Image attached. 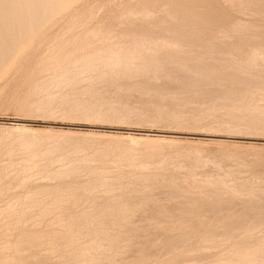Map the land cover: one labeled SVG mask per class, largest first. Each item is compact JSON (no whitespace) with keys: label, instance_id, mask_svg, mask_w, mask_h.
Wrapping results in <instances>:
<instances>
[{"label":"bare ground","instance_id":"1","mask_svg":"<svg viewBox=\"0 0 264 264\" xmlns=\"http://www.w3.org/2000/svg\"><path fill=\"white\" fill-rule=\"evenodd\" d=\"M10 1L11 0H9V3H8L9 6H10ZM19 1L20 0H18V2ZM21 1L23 4V0H21ZM25 1H27V0H25ZM29 1L31 2L30 4H28ZM29 1H27L28 2L27 4L30 5V6L27 5L28 7H24V5H22V4L20 5V7L18 5V7L20 9H17V11L21 10V13L19 15L20 20H21V22H24L26 24L29 23L27 21H30V22L34 21L36 23L35 24L36 27H38L40 24V26L38 27V30H39V28L41 29L42 28L41 26L44 25L41 23L43 16L49 15V13L52 11H53L52 13H55L54 10L57 9L58 5H60V2L62 0H29ZM64 1L65 0H63V2ZM140 1L144 2L146 0H143V1L140 0ZM149 1H148V3L144 2L145 6L142 4V5H140L141 7L135 1L137 6H139L138 8L137 7L135 8L136 4H135V2L132 1V5H133V3L135 4V5H133L134 9L132 7H129V5H131V3L130 4L128 3V7L132 8L133 11L132 10L131 11L126 10V8H127V6H126V8L124 10H126L128 12L126 13V11H125L126 14L124 13L125 14V20L127 18H130L129 23L131 22V25L133 23L135 25V21L133 20L135 18V20H136L135 28L136 29H137L136 26H138L137 20L139 18H140L139 20H142L143 22H146L148 24L150 23L149 26H151V24H152L153 26L150 27L151 30H152V27L155 26L157 28L159 26L158 30L156 29L157 31H159L158 32L159 35L157 34L158 37L152 36L150 34L151 32H153V34L156 33V31L154 30L155 28H153V30L151 32L148 30L149 28H147L148 32H150V33H148L145 28L149 27V26L145 27V25H144V28L143 27H141V28H143L142 31H144V29H145V31H144L145 33L143 32V34L141 36L135 37V35H134V38H133L132 34L135 33V31H136L135 30L134 33L133 32H132V34L129 33L132 36H130L127 32L128 36H130L129 37L130 40L128 38H126V37H128L125 35L126 32L124 31L125 33H122L123 32L122 30H124L127 27V24H124L122 22L124 20V16H123L124 14L123 15L119 14L120 16L122 15L123 18L118 17V16L114 17V18H118V19L119 18L123 19V20H121V19H119V20L124 25L117 23L116 22L117 19L112 21L113 25H114V23H116L117 25L119 24L117 26L119 28L126 25L124 29L121 28L122 34L120 33V31L118 32L119 28H117L116 25L111 26V24H110L108 26V25H100V23L98 24V22H100L101 20L100 21L97 20L98 17L96 15V13H95L96 16L94 15L95 16L94 20H97L96 25H98V27L92 28V25H91L92 21H90V25H91L90 28H92V29H87L89 25H86L87 26V27H85L86 30H84V32H83L82 29L84 27H81V26H83L81 23H83L85 20L89 21L87 19L89 17H90V19L94 18V17H92L93 14L92 15L90 14L91 11L92 12L95 11L94 10L95 8L93 7L94 3L88 4V7H90L92 5V7L94 8V9H92V8L89 9V10H91L90 13H88L89 11L87 10V13L90 14V16H87L88 14L84 12L85 14H87L86 15L87 18L85 20L84 19L81 20L80 18H79L80 19L79 20L77 18V20H79L78 22H80L79 26L82 29L78 28L79 26L76 25L77 21L74 23V21L71 20V18H72L71 16L75 17L74 19L76 20V17L78 16V15L76 16V14H78L80 12L79 11L80 9L78 10L79 11L78 13H76L77 11L73 12L75 15L74 14L71 16L69 15L71 18H69L68 21L69 22L72 21L73 25L75 24L77 26V30L80 29V31L81 30L82 31L78 35L79 32L74 27L75 25L73 26L74 28H71L69 26L72 24V22H70V23L68 22V24H70L69 26L67 25L69 27L68 32L70 33V31L72 29H75V31H77L78 33L74 32V34L75 35L77 34L78 36L74 37V39H72L70 42H68L69 37H67L68 38L67 42L65 44H61V42H63V38L61 37L62 36L61 35L60 37L62 38L61 39L62 41L59 40L61 42H60V45H58L59 47H57V51H55L54 49H51V47L49 46V44H47V41H46L45 44L48 45L47 47H49L52 50V52L50 50L49 52H51V53L48 54L49 58H47V59L49 62L45 61L46 62L45 63L43 60V64H46V65L48 64V65L42 69H44V70L46 69L47 71H49L48 75L51 74L50 75L51 77L50 76H49L50 78L46 77L48 79H46V80L44 79L45 81L43 80V82L40 81V82H42V84L40 86L39 85L38 86L40 88H42L44 86V88H45L46 83H50L52 81L59 83V85L65 84L64 88H66V85L67 86L70 85L72 88L69 86L71 88L70 89L68 87L69 90L73 91V89H74V93L73 92L70 93V91H69L70 96L73 95L72 97L74 98V102H75V99L77 100L76 103L78 102V100L81 101V105L79 104L78 108H76L77 106L75 107V105H72L71 104V100H73L72 97H71L72 98L71 100H69L70 98L68 99L69 101L67 99H64V100H66V102H64L62 99L60 101V104H62L64 102L63 107H65V106H67V104L70 103L71 106H73V108L74 107L76 108V111H74L75 110L74 109L72 112L77 113L79 116L77 114L76 115L80 118H81V116H84V117L88 116L87 118H89L92 115H100L101 117H98V116H95V117H98V119H100V118L103 119V117H108V120L112 119L113 121H117V119L114 120L115 118H123L122 121L125 120V122H126V118H129L133 115L138 114V116H139V114L140 115L145 114V116L141 117L142 119L144 118L145 120H148L151 118V120H154V121L157 120L158 121V120H160V118L163 119V117H164L165 121L167 119L171 120V121H168L166 123L179 122L180 123L179 125H177L178 123L177 124L175 123L177 126H180L181 124L186 123V124H189V127H190V125H192L193 123H198L201 121H202L201 124L202 125L204 124L203 126H205V122H207V120H208L207 116L209 115L206 113L208 111H211V110H209L210 108L205 113L206 115H204V113L202 112V110L205 107L201 108L199 110L196 108L199 111V115H200L199 117H196V116H194L197 113L196 112L197 110H195V107H194V109L193 108L191 109L192 111H189V108H191L192 106H190L189 108L187 107V110H188L187 111L184 108H180L182 106V104L180 107H176L173 104L174 107L180 108L179 111H177V109L175 111L174 109H172L173 107L172 108L170 107L172 103L171 104L169 103L170 106L169 105L168 106L170 107L171 111H168L169 108L167 106L164 108L162 106L163 103H161V106L165 110H161L162 108L161 109L158 108L156 105L157 103L155 104L156 106L154 108H151V106L147 105L148 102H150L151 100H154L157 93H162V92L164 93L165 92L164 90H166V92H169V94L171 93V95H172V89H175L176 87L178 88L179 85H180V87H183L185 81L187 80L184 77H187V76H184L185 75L184 72H183L184 75H181L179 70L177 71V73L179 72V74L173 75L171 73L173 70L172 68L174 67V70H177L178 68L175 69L176 67L174 66V64L172 65V63L180 62V65H182V66L186 65L188 69L185 70V72L187 71V75L191 79H192L191 74H193L197 70L199 73V71H200L199 69L202 70L203 68H205V66H210V65H207V63L203 62L205 58L203 59L202 56H205V55L202 53L203 55L201 56V54H200L201 53L200 51L204 49L203 48L204 46L201 47L199 45H196V43L200 40V38H198V37L202 36L201 41L203 40L202 38H203L204 33H202L200 35V33H201L200 31H199V33L198 32L196 33V31H195V33L197 35L199 34L200 36L198 35V37H196V40H197V38L199 40L197 42H195L196 40H194V42H195L194 44L189 41V39H191V41H193L192 39H195V38H189V37H192L194 32L191 34V36H189V37L186 36L187 34L188 35L190 34L189 32H191L192 29L188 30L189 32L187 31V29H185L186 32H188V33H186L185 31H184L185 33H183V32H181V28H180L177 32L176 31L172 32V33L168 32V33H170V37H173L171 39H169L170 38L169 34H167L168 36L166 37V38L169 37L168 39L159 38L160 32H161V30H159V29L162 28V26L165 24V22L162 23V21L159 20V21H161L160 23H162L161 24L162 26L160 24H157V22L155 20L156 13L154 12L155 11L154 9H157L158 5L155 4V2L152 0H149ZM157 1L159 3L163 2L162 0L161 1L157 0ZM173 1H176V0H171L170 4H169V2H167V0H165L164 2L168 3V4L162 3L163 5L165 4L164 6L159 4V5H161L160 7L163 8V11L167 15H165L164 12H162V9L160 10V7H159L160 12H162L161 14L162 15L164 14V16H168V18H167L168 22L171 21L170 25L184 11L186 12L187 11L186 9H188L189 6H191L190 4H187L188 8L186 7V9L183 12H181L184 9V7L186 6L185 4L188 1H186V3L182 2L183 3L182 4L181 2H179L182 0H177L182 6L184 5L183 9L181 7H179L180 9L177 8L175 6L177 4V2L174 4ZM229 1L232 4H234V2H236V5L234 4L235 7L238 5V7H239L238 9L242 8L241 10H238V11H241L244 14H245V12H247L246 10H248L247 13L251 14V12L254 11V9H252V7L254 8L253 5H255V3L256 4L261 3V2L264 3V0H236V1L235 0H229ZM14 2H12L11 4L13 5ZM107 2L109 3L110 0H108ZM107 2L104 3V1H103L102 3H104V5H105V4H107ZM138 2H139V0H138ZM190 2H191V4L194 3L192 1H189V3ZM226 2H227V0H226ZM4 3H6V0H0L1 6H3ZM100 3L101 2L99 1V2L95 3V5L100 4ZM111 3L113 4L112 0H111ZM111 3H109V4H111ZM114 3H116V2H114ZM152 3L157 5L156 6L157 8H155V5L153 4L154 5V9H153V7H152L153 5L150 6ZM117 4H118V2H117ZM16 5H17V3H16ZM111 5H106L105 8L106 7L108 8V6H111ZM118 5H116V6H118ZM147 5L150 6L152 8V10H150L151 8L148 7ZM6 6L4 7V9H3V7L0 9L6 10V8L9 7V6H7V7ZM21 6H23L26 9L21 8ZM86 6L83 7L82 11H84V8ZM96 6H99V5H96ZM228 6H230V5H228ZM263 6H264V4H263ZM102 7H103V5H102ZM112 7H114V6L112 5ZM112 7L110 10H113ZM119 7H121V6H119ZM201 7H203V5H201ZM201 7L199 9V10H201L200 11L202 13L201 15L205 14V16H206V14H208V12H210V11H207V13H206V10H204V12H205L204 13L203 9ZM87 8H85V11ZM99 8H101V6H99ZM99 8H98L97 12L99 11ZM148 8H150V9H148ZM208 8H209V10L212 9L210 6H208ZM213 8H215V7H213ZM248 8H251L252 10L248 9ZM120 9H122V8H120ZM177 9H178L177 12L178 13L180 12L179 14H177V12H176ZM190 9L192 12L193 7H191ZM190 9H188V12H190ZM230 9H232V8L230 7ZM3 10H1V12ZM7 10H8V12H7ZM7 10H6V12L8 14L9 11L11 10L10 7ZM14 10H12V12ZM195 10H193V11H195ZM199 10H198V12H199ZM215 10L216 9H214V11L211 10V12H214L217 16L218 13H216ZM233 10L236 11V8L232 9V11ZM244 10H245V12H243ZM259 10L262 11L260 8H259ZM17 11L15 12L16 15H18ZM102 11H103V8H102ZM116 11H117L116 15H118L119 12L120 13L123 12V10L122 11L116 10ZM116 11H114V12H116ZM255 11H257V14H258V12H260V11H258L257 8ZM6 12L4 13L5 15H6ZM195 12H196V14H198L197 10ZM211 12L208 14L209 16H206L205 20H208L211 17L213 18V15ZM15 13H12V14H14L13 15L14 19H15ZM255 13H254V15H255ZM1 14H0V17L5 18L4 17L5 15L2 17ZM9 14H11V13H9ZM114 14H112V15H114ZM161 14H160V16H161ZM192 14H193V12H192ZM252 14H253V12H252ZM262 14H264V11L259 13L260 16ZM8 15H7V18H9V19L8 20L3 19V20L4 21L6 20V22L10 23L11 18ZM51 15H53V14H51ZM157 15H158L157 17L159 19L160 18L159 14H157ZM183 15H185V17ZM183 15H182L183 18L187 19L186 14L183 13ZM187 15L189 16V18L192 16V15L190 16V13H188ZM220 15H221V13H220ZM220 15L218 14L217 17L214 15L215 20L217 18H219L218 20H220V17H219ZM205 16H203V17L205 18ZM251 16H253V15H251ZM260 16H259V18H260ZM17 17H16V19H17ZM80 17L82 18L83 16H80ZM157 17H156V19H157ZM161 17H163V16H161ZM255 17H258V15ZM1 18H0V22L2 24H4L3 20L1 21ZM45 18L48 19V17H45ZM183 18H181V19L178 18V19H180V22H182L181 20ZM198 18H199V16L197 15V20H198ZM204 18H201V21ZM224 18H227V17H224ZM14 19H13L14 22H12V23L17 22V20H14ZM47 19H45L46 23H47ZM98 19H100V18H98ZM103 19H105V18H103ZM167 19L165 17V19L164 20L162 19V20L165 21ZM191 19H192V17L190 18V20ZM193 19H194V21H196L195 17ZM257 19L258 18H256V20ZM105 20L107 21V19H105ZM111 20H113V19H111ZM190 20H188V22ZM215 20H213V21H215ZM254 20H255V18H254ZM261 20L262 19H260V21ZM63 21H64V19H63ZM108 21H109V19H108ZM108 21L105 23L107 24ZM120 21H118V22H120ZM132 21H134V22H132ZM177 21H179V20H177ZM198 21H200V20H198ZM198 21H196L197 24H199ZM201 21H200V24H201ZM208 21H212V20L210 19ZM247 21H248L247 24L240 23V21H239V24H236V22H234L236 25L233 24V22H232V24L235 26H233L230 23L231 29H228V30H226L227 27L225 28V26H226L225 24H227V26H228L229 21H224L226 23L219 21V23L220 22L223 23V24L220 23L221 24V31L219 29H217L219 27V25H218L219 23L218 24L212 23V25L209 26L210 22H209V24H207V22H204L206 25H208L207 28L212 27L210 34L213 30V25H215V26L217 25V28L214 26L217 30V31L215 30L217 33L215 32L216 34H214V36H216V35L218 36L219 31H220L219 35L223 36L224 33H226V35L228 34L227 35L228 37L225 36L227 39L232 38L230 36V34H232V36H234V34H242V36H243V33H249V34L251 33L250 34L251 37L255 38V39H252L255 41L252 44L254 45L256 43V41L259 42V43H256L254 45V47L252 44H251L252 46L250 45L251 47L249 45H247L248 47H250V49L252 48L251 51L248 48V50L250 51V53L248 52L250 54V57H249L250 59H248V61H247V58H248L247 57L246 60L245 59H243L242 61L240 60L242 63L239 62L240 65L239 66L237 65L238 67L235 66L239 70L240 73L242 71L245 74V77H242L241 75L239 76V72H237L236 74H232V70H229L231 72H228L227 69L225 70V68L223 66V64L225 62H224V60H222L224 63H222V65H221V63H219L221 59L219 60V58H217L218 59L217 61H219V62H217L219 64L216 63L217 65L213 61L214 59L213 60L211 59L212 61H210V63L212 62L215 64V68H216V69H212L213 71L215 70L214 72H210L213 74H211L209 76L208 75L209 73L207 71L209 69H206V68L205 69H206L207 73L204 71L203 74L204 75L207 74V76L210 77V78L209 77H207V78H209L211 81L213 80L212 82H214V83L211 84V85H213L212 86L213 88H214V86H218V85L221 87V92H220L221 95L225 94V93H227V95L228 94L232 95V98H231L232 101L228 102L229 108L232 109V112H234V110H238L239 108H241L243 106L245 108L243 110H241V112L236 111L237 113L240 114V116L244 112L242 114V116H244V117H245V115H251L252 117L256 116V118L261 117L263 120V124H264V42H262L264 40V26L262 27L263 28L262 30H258V27H259L258 25L262 22H259V24L256 25V23L258 22L257 21L256 23H254L255 24L254 25V24H251L252 22L250 20H247ZM18 22H20V21H18ZM53 22L54 21H52V23ZM168 22H166V23L169 25ZM184 22H187V21L184 20ZM196 22H194V23H196ZM216 22H218V21H216ZM249 22H251V23L249 24ZM8 23H7V25H8ZM37 23H38V25H37ZM126 23H128V20L126 21ZM129 23H128V26H130ZM178 23H176V25ZM21 24H23V23H20L19 26H15L12 29H11V27H8L10 30H12L10 32H12V36L14 34L13 38L15 40H17V44H18V41H22V43H23L24 39L26 38L25 37L26 33H27V38H28V35L32 36V35L36 34L34 23H32V24L30 23L31 25L34 26V29H33V26L29 27L32 29V31H29L28 30L29 28L26 27L25 24H24L25 26L21 25ZM86 24H88V22H86ZM92 24H93V22H92ZM138 24H141V26H143L142 23H138ZM173 24L171 26H173ZM183 24L184 23H182V25ZM191 24H193V23H191ZM263 24L264 23H262V25ZM120 25H122V26H120ZM134 25H132V27ZM176 25H175V30L178 29V25H177V29H176ZM180 25H181V23H180ZM194 25L196 26V24H194ZM206 25L204 26L205 29L202 27H200V28L206 30ZM222 25L224 26V28H222L223 27ZM4 26H6V24H4ZM9 26H11V23L9 24ZM27 26H29V24ZM200 26H203V25H200ZM230 26L228 28H230ZM68 27H67V29H68ZM132 27H130V28L132 29ZM164 27H165L164 30H166V25H164ZM198 27L196 26L194 28L198 29ZM5 28L7 29V27H5ZM200 28L198 30H201ZM1 29H4V28H1ZM67 29H65L64 31H66ZM222 29H224V33H223ZM126 30H128V29L126 28ZM138 30H140V28L137 29V31ZM0 31H1L0 37L2 39V40H0V43L2 41H4L6 48L8 47L7 50H5V52L6 51L9 52V51H11V50H8L9 45L11 46V44H13V43H11L8 45V43L11 42V40H10L11 37L9 39V37L7 36L8 33L5 32L8 30H4V31L0 30ZM30 32H33V33H30ZM146 32H147V35H144V34H146ZM162 32H164V31H162ZM195 33L193 35L194 37H195ZM70 34H71V37L75 36L73 34V32H71ZM70 34H68L67 36H69ZM123 34L126 37L123 36ZM148 34H150V35H148ZM207 34H209V33H207ZM210 34L208 35V37H212V35L210 36ZM138 35H140V34H138ZM9 36H11V35H9ZM214 36L212 37V39L214 38ZM239 36L241 37V35H239ZM244 36H246V34H244ZM248 36H246V38ZM60 37H57V38H60ZM131 37H132V39H131ZM251 37H248V38H250V42H252ZM233 38H237V40L240 39L238 36L236 37V35ZM242 38H241L242 41H240V42H242V44H243V42H245V40ZM256 38H257V40H256ZM209 39L210 38H208V40ZM215 39L218 41H222V40H219L221 38H215ZM222 39H224V36ZM247 39H246V41H247ZM15 40H14V43L16 42ZM229 40H232V39H229ZM57 41L58 40H54L55 43H57ZM59 41H58V43H59ZM187 41H189L190 43ZM203 41L207 42L205 39ZM213 41L214 42H209V43L207 42L208 43L207 45L204 42H203V44L206 45L205 47H207V48L214 47V48H210V50L211 49L215 50L216 52L211 50L215 53L214 56H219L216 54L220 53V51H221V49H219L220 51L218 50V48L220 46L217 45V43L220 44V42L215 43L216 41L214 39H213ZM224 41H225V39H224ZM28 42H29V40H28ZM32 42L33 41H31V43ZM43 42H45V41H43ZM48 42H50V41H48ZM247 42L249 43V41H247ZM248 43H244V44H248ZM20 44H21V42H20ZM20 44H19V47H20ZM57 44H56V46H57ZM221 44H222V42H221ZM214 45H217V46L215 47ZM3 46H4V44H2V48H3ZM12 46H14V45H12ZM238 46H241V45H238ZM242 46H244V45H242ZM199 47H201V49ZM222 47H225V46H222ZM49 48H47V51L49 50ZM216 48L219 52L216 50ZM4 49H5V47H4ZM17 49L15 47V50H17ZM204 50L207 51L206 48ZM223 52H224V50H223ZM223 52H221L220 55H222ZM227 52L229 53V51H225V53H227ZM1 53H3V56L5 55V57H3V56L2 57L8 61L9 59H7V58H10V57H8V55L6 56V54H9L11 52H9V53L6 52L5 54H4V52H1ZM47 53H45V54H47ZM225 53H224V55H226ZM205 54L207 56L209 54V52L205 53ZM210 54H212V53H210ZM1 55H0V57H1ZM224 55L221 57H227V59H229L228 58V56H230L229 54H227V56H224ZM45 56H44V58H46ZM214 56H212V57H214ZM212 57H210V58H212ZM230 58H231L232 62H235L234 56L230 57ZM3 60H1V61L4 62L5 60L4 61ZM1 61H0V64H2ZM225 61H226V59H225ZM244 61H246V62H244ZM258 61L262 62V66L259 67L258 64L261 65V62H260L257 64L258 67H256L257 66L256 63ZM206 62L209 63V61H207V60H206ZM229 62H231V61L229 60ZM229 62L226 63V65L227 64L230 65L232 63V62L231 63H229ZM4 63H6V62H4ZM203 63L205 64V66L203 65ZM43 64H41V66ZM214 64L212 65V68H214L213 67ZM236 64L237 63H235V65ZM3 65H5V64H3ZM171 65L173 67H170ZM231 65H233V63ZM137 67L139 68L138 70H136ZM227 67L228 66H226V68ZM232 67H233V69L235 68L234 65ZM168 68H169V70L172 69L171 72L168 70ZM229 68H230V66H229ZM47 71L46 72L44 71V72L47 74ZM183 71H184V69H183ZM41 72L43 73V71H41ZM200 72H203V71H200ZM203 74L199 73L197 75V77H193V78H198L199 75L202 76ZM87 75L88 76L93 75V76L89 79V77L88 78L85 77ZM82 76H84L86 78V79L85 78L84 79L87 81L86 82L87 84L89 83L88 81H90L89 85H87L85 83L87 85V87L84 86L85 89L83 87L82 88L83 90H81V89H79V87H77L78 82ZM193 76H195V75H193ZM230 76H233V77L230 78ZM183 78L186 80H183ZM205 78H206V76H205ZM82 79H83V77H82ZM87 79H89V80H87ZM147 80L149 81V83L150 82L151 83H150L149 87H146V90L147 89L150 90L149 93L147 92V94L149 96L146 94V96H148L146 98L142 94V90L145 92V87L142 90L140 87L141 91L139 89L138 90L129 89L128 91L119 90V92L116 91L115 93H112L111 90L108 89L109 86L108 87L106 86L111 82L113 84L114 83L126 84L127 82H129V85H130L131 81L140 82V84L139 83L138 84L143 85V82H147ZM192 80H197V79H192ZM221 81L224 82L225 85H223L222 83H219ZM202 82H201V84H202ZM57 83H53V84L50 83V85L52 84L55 87V86H57L56 85ZM81 83L82 82H80V88H81V85H83ZM112 83H111V85L114 87L115 84L113 85ZM131 83L133 85V82H131ZM37 84H40V83L38 82ZM151 84H152V86H151ZM118 85H120V84H118ZM211 85L209 84V86H211ZM39 87H37V89ZM49 87H51V86L48 85L47 88H49ZM203 87L204 86H202V90H200V93H201V91H202V93H205L206 91L204 92V90H207L208 92L210 91L208 89L209 87L207 89H205V88L203 89ZM44 88H43V90H44ZM134 88L135 87H133V89ZM216 88H214V89H215V91L217 90V92H215V91L212 92V90H211V92L214 93L211 95L212 98L214 97L215 93H217L219 95L218 89H216ZM106 89H108V90H106ZM135 89H137V88H135ZM161 89H163V91L159 92V90H161ZM40 90L41 89H39V91ZM190 91L191 90L189 89V92ZM40 92H42V91H40ZM113 92H114V90H113ZM197 92H199V90ZM192 93H193V91H192ZM69 94H67L68 97H69ZM174 94L176 95L177 92H175ZM180 94L181 93H178L177 95H180ZM183 95H184V93H183ZM209 95H210V93H209ZM218 95H216L217 101L220 98L219 96H221V95H219V96ZM196 96H198V95H196ZM56 97L62 98V94H61V96L56 95ZM181 97H183V96H181ZM185 97H186V95H185ZM211 97H208V98H211ZM225 97H226V95H225ZM144 98L146 99V101L144 100ZM149 98L150 99L153 98V99L150 100ZM169 98H171V96ZM173 98H175V97H173ZM198 98H200V97H198ZM204 98H206V97L204 96ZM208 98L203 99V100H207V101L212 100V98L211 99H208ZM214 98L212 101L215 100ZM147 99H149L150 101ZM181 99H183V98H181ZM225 99H227V97L224 98V100ZM131 100H132V102H134V100H135L138 103L137 104L134 103L132 105L131 104L132 102L130 103ZM163 100H164V98H163ZM176 100H178V97ZM53 101L54 100H52V102ZM143 101L144 102L148 101L146 105L150 108L144 107L145 104L143 105ZM154 101H156V100H154ZM165 101H167V100L165 99ZM49 102H51V101H49ZM116 102L118 105L116 104ZM153 102L150 105L154 106ZM160 102H161V100H160ZM167 102H171V101H167ZM194 102H195V100H194ZM194 102H193V100L191 102L189 100V103L194 104ZM204 102H206V101H204ZM47 103H46V105H47ZM166 103L164 102V104H166ZM58 104H59V102H58ZM58 104L55 103V105H58ZM70 104L67 106V108H69V109H70ZM178 104L179 103L177 102V105ZM197 104L199 105V103H197ZM201 104H202V101H201L200 105ZM224 104H227V103L225 102ZM134 105H136V106H134ZM186 105L188 106L187 103H186ZM209 105H208V107H209ZM218 105H217V109H218ZM119 106H121V107H119ZM158 106H159V104H158ZM38 107L39 106L37 104L36 108H38ZM46 107H48V105ZM46 107L44 106V108H46ZM49 107H50V103H49ZM57 107H59V106H57ZM166 108H168V110H166ZM41 109L42 108H40V110ZM69 109H68V113H67V111L65 112V113H67V115L65 114L66 115L65 117H67L69 112L72 110V109L71 110H69ZM219 109H221V103H220ZM200 110H201V112H200ZM205 110H206V108H205ZM214 111H216V110H214ZM222 111L220 113H222ZM227 111H228V109H226V113H227ZM47 112H48V110H47ZM51 112H53V111L51 110ZM224 112H225V110H224ZM202 113H203V115H201ZM226 113H222V114L225 115ZM74 115L75 114L71 113V117ZM149 115H152V116H149ZM210 115H219V114L213 113ZM227 115H226V117H227ZM232 115L233 114H231V111H230V116H232ZM154 116L157 118L159 117V119L155 118ZM234 116H237V114L236 115L234 114ZM153 117H154V119H153ZM214 117H218V116H214ZM220 117H222L221 114L219 115V118H216V122L219 119H221ZM228 117H229V115H228ZM244 117H242V118H244ZM252 117H249V118L251 119ZM90 118H92V117H90ZM133 118L132 119L129 118V120L130 119L132 121L137 120L136 117H135L136 119L135 118L133 119ZM237 118L240 120L239 116ZM93 119H96V118H93ZM105 119H107V118H105ZM142 119H140V120L138 119V120L141 121ZM213 119H215V118H213ZM222 119H225V118H222ZM203 120H204V123H203ZM221 120H219V121L221 122ZM228 120H230V119H228ZM242 120L243 119H241V122H242ZM118 121L120 122V119ZM148 121H150V120H148ZM225 121L226 120H224L222 122L225 123ZM232 121L233 120H231V122ZM243 121L245 122L247 120H243ZM127 122H128V120H127ZM257 122H260V119L259 120L257 119ZM163 123H164V121H163ZM174 123H171V124L174 125ZM190 123H192V124H190ZM247 123H249V122H245L244 124L247 125ZM251 123H252V121H251ZM251 123H250V125L254 124V123H252V124ZM261 123H262V121H261ZM186 124L183 126H186ZM201 124H200V126H202ZM206 124H208V123H206ZM263 124L260 125V123H259V125L261 127H263ZM13 125L16 127L15 133H16V138L18 139L17 142H18L19 147L17 146L18 148L17 147L16 148H10V147H12V145H11L10 147L6 148V146L3 144L2 146L5 148H1V145H0V156L1 157L5 156L6 161L7 160L9 161L8 166L9 165L11 166L9 169V167H7V164H5V166L7 167L6 170H8V169L11 170V168L13 166V169L14 168L17 169L15 171H17V172L19 171V174H21V172H22L23 176H25L26 178H29L30 176H32V174L30 172H31V170H33V168H36V167L41 168L44 170L43 171L44 174H46L47 171L49 174L48 168L51 167L50 172H51V170H52V172L50 175H48V177L52 176V180L55 179L56 181L57 180L62 181L63 178L67 179L66 177H69V176H70L69 178H71V175L76 176V174L77 173L79 174V172H81V171H83V173H87V176H88V179H87L88 181L85 180V182L83 184H80V182L75 183L73 180H72V182H70V184L68 182L66 185L63 184L64 180L62 181V184L56 182L57 183L56 185L51 182L54 186H51V185L50 186H42V185L39 186V185H37V187H36V185L34 184L35 188L33 190L31 188H29L31 191L29 190V191H27V193H25L26 195H24L25 197H24L23 201H20V199H22V198L17 197L19 199V201H18V199L15 197L17 199L16 200L17 202H11V203L7 202V204L9 203L10 205H4L3 204L4 206H7V207L6 208L3 207L5 209L0 210V220L3 221V223L5 224V229H7L9 231H13L15 228H18L21 226H24V227H22L24 229L25 226L27 227L29 224L33 223L32 221L35 222V219L37 218V216H39L41 214L44 216H48L50 214L54 216V218H52L51 221L53 222V219H54V222H56L57 224H50V226L51 225L52 226L58 225V226H60L59 228H61V229L59 231H57V229H56V231H53L55 229V227L53 226L54 229H53V227L51 228L52 232H50V230L48 233H47V231H45V234H42V235H40L38 232L35 234L32 233V234H34V236L32 235L31 238L28 236L30 238V240H28L29 247H32V246L33 247L39 246L40 248L44 247L46 249L42 248L43 251L47 250L46 252L49 254H52V255L58 254L57 255L58 258H56V257L55 258L58 260L60 259L62 261L64 260V263H62V264H123L124 262L126 264H127V262H128V264H130V263L137 264V262H139V261L140 262L145 261L147 256H149V255L155 256L156 250L154 247H157V246L159 247V245L152 243V242L154 241V239L157 238L156 240L159 243V239H158L159 233L161 236L162 235L165 236V237L162 236L163 239L165 238L164 241L162 238H161L162 240L160 239L161 243H162V241L164 242L162 244L163 248L162 247H159V249L157 248V250L161 249L163 251V254L166 253V251H168V250H166V247L167 248L168 247L170 248V246L174 247V245H172V244H175L177 242L176 241L174 243H171L172 238H177L179 235L187 234L186 236L192 235L193 240L192 241L189 240L191 238V236H188V238H189L188 241H189V243H191V242L193 243V241H194V243H193L194 245L196 244L195 242H197V241H200L201 243H202V241H203V243H204V241H208L212 244V241L216 242V239L218 237H220V239L218 238L219 239V241L217 242L218 244H219V242L220 243L224 242V241L221 242L220 240H226L224 242L225 244L227 241H230L231 242L230 244H232V242H234V245L232 244L233 249H231L232 251H231V253L228 254V256H225V255L222 257L220 256L221 258L219 261L216 262V260H218V258H217L216 260H213L215 262H212L209 264H264V239H262L264 237L263 236L264 234L262 235V233L260 232L261 233L260 235L263 236L262 238L259 235H257L259 233L258 229L261 226H263V228H264V151H263L264 148L262 149L261 152L256 151L255 148H253L254 150L251 148L253 151H255L252 153H254V154L257 152L259 153V154L258 153L255 154V156H253L254 154L253 155L250 154L252 151L251 149H249L248 152H246L247 150H245V151L241 150L242 148L232 149V148H230L231 146L230 147L226 146L225 142L223 143V145H225V146H222V144L220 143L221 144L220 146H222V147L219 146L217 149L214 148L215 149L214 150L211 148V146H213L211 144H210L209 148L206 147L204 144L203 145H197V144L196 145H193V144L183 145L179 141L177 142L176 140H171V139H169V140L151 139V138H149V134L144 135L143 133L140 134L142 137L136 138V137H122V136L110 137V136H105V135H101V136L96 135L95 136L94 134L90 137H82V135H81V137H79V134L74 133L78 136V137H76L75 135L71 134V132H66L65 134H64V132H62V134H61V132H59V134L53 135L54 137L52 136V138H51V136L49 135L50 133H48V136H47V134H45V132L42 133L40 131L41 132L40 133L37 130H36V132H39V133H33V131L35 132V130L26 131L24 128V125H22V124H13ZM229 125H231V124H229ZM241 125H242V123H241ZM241 125H239V126L242 129ZM194 126H192V127H194ZM208 126H210V125H208ZM219 126L221 127V125H219ZM239 126H238V128H239ZM260 126H258V127H260ZM247 127H249V126H247ZM213 128H214V126H213ZM215 128H216V126H215ZM250 128H251V126H250ZM252 128L258 129L256 126L252 127ZM221 129H222V127H221ZM226 129H223V131ZM218 130H219V128H218ZM227 130H231V128L227 129ZM234 130H235V128H234ZM239 131H240V129H239ZM253 131L255 132V130H253ZM262 131H263V129H262ZM259 132H258V134H259ZM13 134H14V132H13ZM52 134L53 133H51V135ZM54 134H56V133H54ZM83 136H85V135H83ZM208 136L209 137H215L216 138L215 142L217 141V138L222 137V136H216L214 134L208 135ZM46 137H48V138H46ZM49 137H50V139H49ZM227 138H229V137H227ZM0 144H2V143H0ZM216 144L219 145V143H216ZM141 145H143L144 148L146 147V149L143 151H141L142 149L139 150L138 146H141ZM207 146H209V144ZM13 147H15V146H13ZM178 148L180 151L178 150ZM210 148L212 151L214 150L216 153L213 154L214 152L212 153V151L210 150L211 156H210V154L208 156L207 155L208 152H206V151H209ZM203 153L206 155H204ZM3 158L4 157H2V159ZM233 159H235V160H233ZM16 160H17V162H16ZM63 164L67 165L63 169L60 168L57 170V167L54 168L56 165L59 168V165L61 167ZM92 164L93 165L98 164V165H100V167L93 168ZM173 164L175 166L174 168H176L174 170L178 172L177 173L178 176L177 175L173 176V174H174L172 172L173 169L169 170V167L172 166ZM207 165H209L211 167L214 166L216 169L215 173L213 175H210V176H207V174H206V176H203L204 175L203 174V175H201L202 177L201 176L198 177L197 168L201 166V168H202L201 172H203L204 169L208 170L207 167H209V166H207ZM204 166H207V167L205 168ZM52 167H53V169H52ZM214 167H212V168H214ZM171 168H173V166ZM54 169H56V170H54ZM2 170L3 169L1 167L0 172H2ZM6 170L5 169L3 170V175L0 173V175L3 178H4V175L6 176V174H4L5 172H7ZM36 170H37V168H36ZM53 170H54V172H53ZM198 171H199V169H198ZM41 172H42V170H41ZM244 173H246V174L243 175ZM19 174H18V176H19ZM29 174H31V175H29ZM41 174H43V173H41ZM44 174H43V176H44ZM179 174L180 175L184 174V176L182 178L183 180L180 182V189H178L179 184H177V188L176 187L174 188V186H176L175 181H177V183L179 182L178 180H176V177L178 178L180 176ZM79 177H80V174H79ZM173 177L175 178V181H174ZM4 179H8V178L6 177ZM0 180H1V178H0ZM22 180L20 179V183L22 182ZM76 180H78V179H76ZM4 181H1V183ZM65 181H67V180H65ZM152 183H154V184L158 183L159 186L156 187V185H154L155 187H152V186H150V184H152ZM25 184H27V182H25ZM171 184H174V186ZM1 185L2 184H0V186ZM27 186H28V184H27ZM0 189H2V188H0ZM26 190H28V189H26ZM1 195H2V192L0 190V196ZM13 200H15V199H12V201ZM226 203H230V205L228 206L229 208L227 207L228 204H226ZM218 204L221 205V206H217L218 208L222 207V209H223L225 206L227 207V208L226 207L224 208L226 213L228 210H231V211L233 210V212H231V211L230 212L232 214H235L236 217H235V215H233V218H232L231 213L229 211L227 214L225 213L226 214L225 215L223 213L224 212V210H223V212H222L224 215L223 217L220 214L216 213L218 211H221L220 209L219 210L216 209L217 207L214 208ZM222 205H225V206H222ZM215 210H217V211H215ZM38 211L40 214L38 213ZM115 211H116V215H114V213H113ZM35 212L38 214H36ZM172 212H174V214L176 212L179 213V214H177L179 216V218H177V220H173L175 217L172 214ZM212 212H213V214H214V212L216 214H218L215 216L216 218L211 216L210 213H212ZM108 213L109 214L112 213V215L110 217L111 219H113V217H115V216L118 217L117 219L120 218V220H118V222L119 221H121V222H119L117 224L113 223L114 226L112 229L115 228V231L110 229L106 223L102 222L104 220L103 217L107 216L106 214H108ZM155 213H156V215L158 214L157 218H156ZM34 215H37V216H34ZM154 215H155V217H153ZM217 216H219L218 218L222 217L221 218L222 221L224 218L225 219L227 218V220L223 221L224 224L223 223H220L221 225L216 224V221L220 222V221L216 220ZM26 217H27L28 221H30L31 223L28 222V223L24 224V222L27 220ZM34 217H35V219H34ZM234 217L237 219L235 220ZM100 218H102V220ZM231 218L234 220H231ZM178 219H180V221ZM174 221H178V222H174ZM108 224H109V222H108ZM130 226H132V228H135V230H130V229H132V228H130ZM110 227H112V226H110ZM127 227L130 229L129 230L127 229V231H126ZM195 227H197V230L198 229L201 230L203 228L204 231L203 230H201V231L191 230V229H194ZM217 227H221L223 230L219 229V231H218ZM22 228H21V230H22ZM143 228L148 229V231H146V229H145L146 232H144ZM163 228L164 229L166 228L168 230L167 231L163 230ZM186 228H188V229H186ZM109 229L114 232V237H111L108 235V232H110V231H108ZM140 229H142V231L144 233H142V231ZM7 230L5 231L6 233H7ZM16 230H18V229H16ZM240 230H241V232H239ZM254 230L255 231L257 230V232H258V233L254 232L256 235L254 233H252ZM200 232H202V233L199 234ZM249 232L252 234V235H250V237L251 236H253V237L258 236V238H261V239H257V241L255 243L247 242L248 240H246V238L243 239L244 241L246 240L245 242H243L241 240L237 241L238 239H240L241 234H244V233L248 234ZM11 233L9 232V234H11ZM188 233H191V234H188ZM24 234H26V233H24ZM24 234L22 235V233H21V237L23 238V240L26 238V237H23ZM36 234H39V235H36ZM196 234H198V235H196ZM27 235H28V233H27ZM27 235H25V236H27ZM184 235H182V236H184ZM4 236H6V235H4V233H3V237ZM182 236H181V238H182ZM6 237H8V236H6ZM10 237H12V236H10ZM18 237H20V236H18ZM241 237H246V235H242ZM253 237H251V238H253ZM20 238L18 240L22 239V238L21 239ZM184 238H186V237H184ZM7 239H9V242H10V238H7ZM0 240H3V239H0ZM23 240L21 241V243L23 242ZM184 240L187 242V239H184ZM4 241L6 242V240H4ZM138 241H139V243H138ZM3 242L0 241V264H19L20 261L14 257L15 256L13 254L14 252L12 253L13 257H10L12 255L9 254L11 252L9 250H12L15 247V252L18 251V253H16V254L20 255L21 251H19V249H20L18 247L19 245H17V247L19 248L18 249V248H16V246H14L15 244L13 246L8 244V243H4V245H1V243L3 244ZM179 242H182L184 245L183 241L180 240ZM186 242H185V245L187 246V244H189V243L188 242L186 243ZM15 243H16V241H15ZM17 243H20V241ZM25 243H27V242H24V244ZM201 243H199V244H201ZM210 243H208V245ZM124 244L128 248V251H129L128 254H127V251L125 250L127 248L123 249V251L125 250L126 253H123L121 251V249L123 248L122 245H124ZM153 244H155L157 246H154ZM20 245H22V244H20ZM177 245L173 249H175V250L178 249L177 253H178V255H180L181 254V253L179 254L180 246H177ZM194 245L193 246L191 245V247H190V245L187 246L188 249L192 248L191 251H193V254H195V251L193 249ZM196 245H195V248H196ZM219 245L221 246V244H219ZM24 246H27V245L25 244ZM176 247H178V248H176ZM230 248H231V245L227 249H230ZM163 249L166 251L164 252ZM5 250H6V252H5ZM182 250L184 252V249H182ZM197 250H200V249L197 248ZM7 251H9V253ZM170 251H172V253H171L172 256L174 254L176 255V257L178 256L176 254V251L174 253V250H172V248ZM170 251H168V252H170ZM187 251L189 252V250H187ZM187 251L185 250V252H187ZM46 252H45V254H46ZM106 252L107 253L108 252H111V253L115 252V254H113V257H112L111 256L112 254L109 255V253H108V255L111 256L109 258L108 255L106 254ZM180 252H182V251H180ZM185 252H184V254L186 255ZM188 252H187L188 255H186L187 259L184 258L185 255L183 256V259H182V256L180 255L177 258L172 257V258H175V260H173L171 262H170V260H168L169 258L165 259L168 262H161V261H163L164 257H166V255L162 257V253H161V255H159L160 253L158 254V251H157L156 255L161 256L163 259H161V261H158L157 259L160 260V257L159 258L157 257V258H154L152 260L156 259V261L159 262L158 264H195L196 261H195V263L194 262L189 263V261H187V260H190V259H188L190 252L189 253ZM201 252H203V251H201ZM7 253L10 256H7L6 255ZM205 253H203V254L205 255ZM214 253H215V255H217L216 252H214ZM103 254H106V255H103ZM166 254L168 255V253H166ZM196 255L198 256V254H196ZM207 255H206V257H207ZM226 255H227V253H226ZM193 256L197 258V256H195V255H192L191 258ZM212 256H213V254H212ZM16 257H17V255H16ZM48 257H49V255H48ZM130 257L132 258V260ZM199 257H202V255H200ZM208 257H210V255ZM210 258L212 259V257H210ZM210 258H207V259L211 261ZM69 259H71V262L67 261L65 263V260H69ZM72 259H73V262H72ZM149 259H150V256H149ZM192 259L194 260V258H192ZM195 260H198V259H195ZM203 261H205V260H203ZM59 262H61V261H59ZM148 262H150V261H148ZM199 263H201V262H198V264ZM201 264H204V263L202 262Z\"/></svg>","mask_w":264,"mask_h":264},{"label":"rangeland","instance_id":"2","mask_svg":"<svg viewBox=\"0 0 264 264\" xmlns=\"http://www.w3.org/2000/svg\"><path fill=\"white\" fill-rule=\"evenodd\" d=\"M14 2V4L12 5L11 3L12 2ZM10 1V6H9V0H6V3H4V5L6 6H9L10 7V11H9V13H11V14H7V12H8V10L7 9H9V7L8 8H6V10H7V12H6V10H3L4 9V7L3 6H1L0 8H2L3 7V9H0V14H1V16L3 17L5 14V12H6V15L4 16L5 18H1V21L3 20V19H6V20H8L9 18H7V15L8 16H10V18H11V26H9V24L10 23H8V22H6V20L4 21L3 20V22H4V24H6V26H4V24H2L1 22V24H0V30H8V31H5V32H7L8 33V37H9V39H10V37H11V42H9L8 43V45L9 44H11V43H13V44H11V46L9 45V49L8 50H11V51H9V52H11V53H9L8 51H6L7 53H9V54H6V56L8 55V57H12L11 59L10 58H7V59H9L8 61L7 60H5L3 57H5V55L3 56V53H1V52H4V54L6 53L5 52V50H7V48H6V45H5V42L4 41H2L1 43H0V53L2 54H0L1 55V59H0V61L1 60H3L4 62H6V63H4V62H2L1 61V63L2 64H0V143H2V144H0L1 145V148H5V147H3L2 145L4 144L5 146H6V148L7 147H10L11 145H12V147H10V148H16L17 146H18V139L16 138V133H15V126L13 125V124H22V125H24V128H25V130L26 131H33V130H35V132L33 131V133H39L40 131L42 132V133H44L45 132V134H47V136H48V133H50L49 135L51 136V138H52V136L53 135H57V134H59V132H61V134H62V132H64V134L66 133V132H71V134H73V135H75L76 137H78L76 134H79V137H81V135H82V137H90V136H92L93 134L96 136V135H98V136H101V135H105V136H110V137H117V136H122V137H136V138H140V137H142L140 134L141 133H143L144 135L146 134V135H148L149 134V138H151V139H161V140H169V139H171V140H176L177 142L179 141L180 143H182L183 145H189V144H193V145H205L206 147H210V144L211 145H213V146H211V148L212 149H217L221 144H222V146H231L230 148H232V149H234V148H242L241 150H247L246 152H248V150L249 149H253V148H255V150L256 151H258V152H261L262 151V149L264 148V124H263V120H262V118L261 117H258V118H256V116H251V115H245V117L244 116H242V114L244 113H242L241 114V116L242 117H244V118H242L241 116H240V114L239 113H237L238 111L239 112H241V110H243L245 107H241V108H239L238 110H234V112H232V109L231 108H229V104H228V102H230V101H232V95H230V94H228L227 95V93H225V94H222L221 95V87L218 85V86H214V88H216V89H218V93H219V95H221V96H219L217 93H215V95H214V101H212L213 100V98L211 97V95L212 94H214V93H212L213 91H215V89L212 87L213 85H211L212 83H214V82H212L209 78V76L211 75V74H213V73H210V72H214L212 69H216L215 68V64L217 63V62H219V61H217L218 59L217 58H219V60H220V62L219 63H221V65H222V63H224L225 65H226V63H228L229 62V60L232 62V60H231V58L230 57H233L234 56V59H235V62H232L233 63V65H234V67L236 66V67H238L239 65H240V63L239 62H241L243 59H245L246 60V58H247V61H248V59H250L249 57H250V51H251V49H250V47L253 45L252 43H254L255 41L254 40H252V39H255V38H252L251 37V33L249 34V33H243V36H244V34H246V36H248V37H251V41L252 42H250V38H246V36H244L246 39H247V41H249V43L246 41V39L242 36V34H234V36H232V34H230V36L232 37V38H226L225 36H227L226 35V33H224V29H222L223 30V33H224V39H225V41H224V39H222L223 38V36L222 35H219L220 34V31H221V24H223V23H221V22H224V21H229V25L227 26V24H225L226 26H225V28H226V30H228V29H231V26H230V23L232 24V22H233V24H235L234 22H236V24H239V21H240V23H244V24H247V20H250L251 22H249V24L251 23V24H254V23H256L257 21V23H256V25H258L259 24V22H262V23H264V14H262L261 16L259 15V13L260 12H262V11H264L263 9H264V6H263V2H261V3H258V4H256L255 3V5H253L254 6V8L252 7V9H254V11L256 10V8L258 9V11H260L259 10V8L262 10V11H260V12H258V14H257V11H252L253 12V14H252V12H251V14L250 13H247L248 12V10H246L247 12H245V10L243 11V12H245V14L244 13H242L241 11H238V10H241V9H238L239 7H238V5L235 7V5H236V2H234V4H232L229 0H227V2H226V0H182V1H179V2H185L186 3V1H188L185 5V7H184V9H183V6L176 0V1H173L174 2V4L177 2V4L175 5L177 8H179V7H181L182 9V11L181 12H183L185 9H186V7L188 6L187 4H190L191 6H189V8L188 9H190L191 7H193V10H195L196 8V10H197V12H198V10L200 9V7H201V5H203V7H201L202 9H203V12H204V10H206V13H207V11H210L211 12V10H213L214 11V9H218L217 11L215 10V12L216 13H218L219 15H220V13H221V15L219 16L220 17V20H218L219 18H217L216 20H215V18H214V15L216 16V14L214 13V12H211L212 13V15H213V18L211 17L210 19L213 21V20H215V21H208V20H210V19H208V20H205L206 19V16H209L208 14L210 13V12H208V14H206V16H205V12L203 13L204 15H201L202 13L200 12L201 10H199V12H198V14H196V10L195 11H193L192 10V12H193V14H192V12H191V9H190V12H188V9H186L187 11L185 12H183V13H185L186 14V16H187V19H184L183 18V16L185 17V15H183V13L179 16V17H177V19L176 20H174L173 22H172V24H173V26H171L170 25V23H171V21H169L168 22V16H164V14L165 15H167L164 11H163V8H161L160 6L162 5V6H164L165 4H168V3H165L164 1L165 0H162L163 2L162 3H165L164 5L160 2H158L157 0H152V1H154L155 2V4H157V5H155L154 3H152L150 6H152L153 4L155 5V8H157V9H154V5L152 6L153 7V9L155 10L154 12L156 13V16H155V20H156V22H157V24H162V23H164L165 22V24L164 25H166V30H164L165 29V27H164V25L162 26V28H160L159 30H161V32L162 31H164V32H160V36H159V38H165V39H168L169 37H170V33H172V32H177L180 28H181V32H183V33H185L186 32V30L185 29H187V31L188 30H190V29H192L191 30V32H189L190 34L188 35H186L187 37H189V36H191V34L194 32L195 33V31H196V33L198 32L199 33V31L201 32L200 33V35L202 34V33H204V35H203V40L205 39L206 41L208 40V38H210L207 42L209 43V42H214L213 41V39L216 41L215 43H217V42H220V44H218L217 43V45H219L218 47V50L219 49H221V51H220V53L221 52H223V50H224V52H223V54L222 55H220V53H218V54H216V55H219L220 57L221 56H223L224 55V53H225V51H229V53L227 52V53H225L226 55H224V56H227V54H229L230 56H228V58L229 59H227V57H219V56H214L215 55V53L214 52H216L215 50H213V49H211V50H213V51H211L210 50V48H214V47H209V48H207V47H205L208 43L207 42H204L203 40V42L206 44V45H204L203 44V42L201 41V37H198V35L195 33V37L193 36L194 35V33H193V35H192V37H189V38H195V39H192L193 41H191V39H189V41L191 42V43H195V42H197L199 39L198 38H200V40L196 43V45H199V46H201V47H203L204 49L206 48L207 49V51L206 50H204L203 48V50H201L200 52V54H201V56L204 54L205 56H202L203 57V59H204V63H207V65H210V66H205V64L203 63V65L205 66V68L206 69H209V70H207L208 71V75L209 76H207V71H206V69L205 68H203L202 70L201 69H199L200 71H203V72H200L199 71V73H201V74H203L204 73V71L206 72L205 74L206 75H199L198 76V78H193V77H197V75L199 74L198 73V70L196 71V72H194L193 74H191V76H192V79H197V80H192L191 78H189V76L187 75V71L185 72V70H187L188 68H187V66L186 65H184V66H182V65H180V62H174V63H172V65L174 64V66L176 67L175 69H177V70H174V67L171 65L170 67H173L172 69H170L169 70V68H168V70L171 72V70H172V74L173 75H176V74H179V72L177 73V71L179 70L180 71V74L181 75H184V76H187V77H184V78H186V79H184L183 78V80H186L185 81V83H184V85H183V87H180V85L178 86V88L176 87L175 89H172V95H171V93L169 94V92H166V90H164L165 92L163 93H157L156 94V97L154 98V100H156V101H154V100H151V99H153V98H149L153 103H154V106L153 105H150L152 102L149 100V99H147V100H149L150 102H148V104H147V102H144L143 101V105L145 104V106L144 107H147V108H150V107H148V106H151V108H154L156 105H157V107L158 108H162L161 110H165V109H163V107L165 108L166 106L169 108V110H168V108H166V110H168V111H171L170 110V107L172 108V109H174L175 111H176V109H177V111H179V109L180 108H184L185 110H187V107L189 108L190 106H192L191 108H189V111H192L191 109L193 108L194 109V107H195V110H199V109H201V108H206V110H205V108L202 110V112L204 113V115H206V114H221V116L222 117H220L221 119L222 118H225V119H219V120H221V122L222 121H224V120H228V119H230V120H228L227 122L225 121V123L224 122H220L219 120L216 122V118H219V115H208L207 117H208V120H207V122H205V126H203L202 124H201V122H198V123H190V124H192V125H190V127H189V124H186V123H183V124H181L182 126L183 125H185L186 124V126H177V125H179L180 123L179 122H171V123H174V125L173 124H171L170 122V124L169 123H166V122H168V121H171V120H169V119H167L166 121H165V118L163 117V119L162 118H160V120L162 119L163 121H164V123H163V121L161 120H151V118L150 119H148V120H150V121H148V120H145L144 118L142 119L141 117H143V116H145V114L143 115V114H139V116H138V114H136V115H133V116H131V117H129V118H133L134 116L137 118V120L135 121H132L131 119V121L129 120V118H126V122H125V120L124 121H122L123 120V118H113L114 120H116L117 119V121H113L112 119L110 120H108V117H103V119L102 118H100V119H98V117H101L100 115H92V116H90V117H92V118H87L88 116H86V117H84V116H81V118L80 117H78L79 115L77 114V113H75V112H72L74 109V111H76V108H78V105L80 104L81 105V101H79L78 100V102L76 103V99H75V102H74V98L72 97L73 95H71L70 96V94H69V88L71 87L70 85H66V88H64L65 86V84L64 85H59V83H57V82H50V83H57L56 85L57 86H55L54 87V85H50V83H46V87L44 88V86L42 87V88H40L39 86L42 84V82H43V80L45 79H48V78H46V77H49L50 75H48L49 74V71H47L46 69L44 70V69H42V68H45L47 65L46 64H43V60H44V62L45 61H48V59L47 58H49V53H51L52 52V50L51 49H54L55 51H57V47H59L58 45H60V42L62 41L61 39L63 38V42H61V44H65L66 42H67V37H69V39H68V42H70L72 39H74V37H76V36H78L79 34H80V32L83 30V32H84V30H86V28L85 27H87L86 25H89L88 26V28L87 29H92V28H95V27H98V25H96L97 24V20H101L100 22H98V24L100 23V25H110L111 24V26L113 25V22L112 21H114V20H116V22L117 23H119V24H127V29L128 30H126V28H125V26H123V27H117L118 25L116 24V23H114V25L113 26H115L116 25V27L117 28H119V30H118V32L120 31V33L122 32V33H125L126 32V36H128V34L129 33H131L132 34V32L134 33V31L136 30L137 31V29H139L140 28V30H138L137 32L135 31V33L134 34H132L133 35V38H134V35H135V37L136 36H141L142 34H143V32L145 31V29L147 30V28H149L148 30L151 32L152 30H153V28H155L154 30L156 31V33L155 34H153V32H148V30H147V32L148 33H150L152 36H155V37H158V32L159 31H157L158 30V28H159V26L156 28L155 26L154 27H152V30L150 29V27L151 26H153L152 24H151V26H149L150 25V23L148 24V23H146V22H143L142 20H137V22L138 23H142V25L143 26H141V24H138L137 23V25L138 26H136L137 27V29L135 28V25H136V20H135V18L133 19L134 21H135V25H134V23L132 24V25H134L133 27H132V25H131V22L129 23V20H130V18H127L126 20H125V14L128 12V11H133V5H135L136 4V2H137V4L140 6V5H144L145 6V4H144V2H146V3H148V1L149 0H146V1H144V2H141L140 0H139V2H138V0H112V2H113V4L111 3V0H110V2L109 3H111L114 7H112V5L111 4H109L106 0H65L64 2H63V0L60 2V5H58V7H57V9L56 10H54V12L55 13H52V12H50L49 13V15H45V16H43V19H42V21H41V23L42 24H44L43 26H41L42 28V30L39 28V30H38V27L40 26V24H39V26L38 27H36L35 26V22L33 21V22H30V21H27V22H29L28 24H29V26H27L28 24H26V23H24V22H21V20H20V13H21V10L19 11H17V9H20L19 7H20V5L22 4V1L20 0L19 2H18V0H11ZM27 1H29V0H27ZM27 1H25V0H23V4L22 5H24V7H28V6H30V5H28V4H30L31 2L29 1V3L27 2ZM103 2L104 1V3L105 2H107V4H105L104 5V3H100V4H96V5H99V6H101V8H99V6H96L95 5V3H97V2ZM127 1V2H126ZM131 1V2H130ZM132 1L133 2H135V4L133 3V5H132ZM143 1V0H142ZM159 1H161V0H159ZM189 1H192V2H194V3H192L191 4V2L189 3ZM236 1V0H235ZM114 2H116V3H114ZM117 2H118V4H117ZM150 2V1H149ZM157 2V3H156ZM167 2H169V4L171 3V0L169 1V0H167ZM16 3H17V5H16ZM28 3V4H27ZM92 3H94L93 4V7L95 8H93L92 7V5L90 6V7H88V4H92ZM122 5H121V4ZM126 3V4H125ZM128 3L130 4L131 3V5H129V7H132V8H129L128 7ZM151 3V2H150ZM179 3V4H178ZM229 3V4H228ZM118 5V6H116V5ZM125 4V5H124ZM137 4L135 5V8L137 7H139V6H137ZM159 4H161V5H159ZM173 4V3H172ZM183 4V3H182ZM18 7V5H19V7L17 8L16 6ZM26 5V6H25ZM28 5V6H27ZM87 5V6H86ZM102 5H103V7H102ZM106 5H111V6H108V8L106 9L105 8V6ZM149 5V4H148ZM147 5V6H148ZM179 5V6H178ZM194 5V6H193ZM198 5V6H197ZM210 6L212 9H210L209 10V8H208V6ZM228 5H230V6H228ZM233 7H232V6ZM6 6V7H7ZM64 6V7H63ZM84 6H86L85 8H87L86 9V11H85V8H84V11H82L83 10V7ZM96 6V7H95ZM119 6H121V7H119ZM123 6V7H122ZM126 6H127V8H126ZM143 6V7H144ZM150 6H148V7H150ZM157 6V7H156ZM197 6V7H196ZM256 6V7H255ZM14 7V8H13ZM16 7V8H15ZM23 6H21V8H23V9H26V8H24ZM69 7V8H68ZM111 7H112V9L113 10H110L111 9ZM117 9H116V8ZM141 7V6H140ZM159 7H160V10L162 9V12H164V14L162 15L161 13L162 12H160V10H159ZM213 7H215V8H213ZM218 7V8H217ZM230 7L232 8V9H234V8H236V11L235 10H233L232 11V9H230ZM13 8V9H12ZM77 8V9H76ZM82 8V9H81ZM94 9L95 11L94 12H92L91 10H89V9ZM98 8H99V11L97 12V10H98ZM102 8H103V11H102ZM120 8H122V9H120ZM126 8V10H128V11H126V10H124ZM147 8V7H146ZM151 8V7H150ZM150 8H148V9H150ZM206 8V9H205ZM15 9V10H14ZM80 9V10H79ZM101 9V10H100ZM106 9V10H105ZM180 9V8H179ZM228 9V10H227ZM248 9H251V8H248ZM251 9V10H252ZM1 10H3L2 12H1ZM12 10H14L13 12H12ZM80 12H79V11ZM87 10L89 11L88 13H90V11H91V15H92V17H94L93 19H90V17L89 18H87V16H90V14H88L87 13ZM105 10V11H104ZM116 10H120V11H122L123 10V12L122 13H118V15H116V13H117V11ZM150 10H152V8L150 9ZM231 10V11H230ZM5 11V12H4ZM17 11V14L18 15H16V12ZM77 11V12H76ZM83 13H82V12ZM113 11V12H112ZM114 11H116V12H114ZM125 11H126V13H125ZM178 11V9L176 10V12ZM222 11V12H221ZM250 11V10H249ZM4 12V13H3ZM19 12V13H18ZM73 12H76V13H78V14H76V20L74 19L75 17H73V16H71V15H73L74 13ZM87 13V14H85V13ZM153 12V11H152ZM153 12V13H154ZM159 12V13H158ZM190 13V16L192 17V21L190 20V18H189V16L187 15L188 13ZM232 12V13H231ZM240 12V13H239ZM12 13H15V19L13 18V15L14 14H12ZM95 13H96V15H97V17L98 18H100V19H98L97 18V20H94L95 19ZM115 13V14H114ZM125 13V14H124ZM154 13V14H155ZM180 13V12H179ZM178 12H177V14H179ZM247 13V14H246ZM254 13H255V15H254ZM51 14H53V15H51ZM61 14V15H60ZM112 14H114V15H112ZM119 14H124L123 16H124V20L123 19H121V18H123V16L121 15H119ZM157 14H159V19H158V15ZM160 14H161V16H163V17H161L160 16ZM201 16H200V15ZM218 14H217V16H218ZM249 14V15H248ZM258 15V17H255V16H257ZM51 15V16H50ZM56 15V16H55ZM73 18H71L70 16ZM75 15V14H74ZM87 15V16H86ZM95 15V16H94ZM183 15V16H182ZM194 15V16H193ZM196 15V16H195ZM197 15L199 16V18H198V20H200L201 21V18H204L203 16H205V18L204 19H202V21H201V24H200V21H198L197 20ZM224 15V16H223ZM251 15H253V16H251ZM12 16V17H11ZM18 16V17H17ZM59 16V17H58ZM80 16H83L82 18L80 17ZM115 16H118V17H121V18H119V19H121V20H123L122 22L118 19V18H114ZM178 16V15H177ZM216 16V17H217ZM248 16V17H247ZM251 16V17H250ZM259 16H260V18H259ZM16 17H17V19H16ZM45 17H48V19L47 18H45ZM68 17V18H67ZM91 17V18H92ZM156 17H157V19H156ZM165 17H166V19L167 20H165V21H163L164 19H165ZM195 17V20L196 21H198V23L199 24H197V22L196 21H194V18ZM201 17V18H200ZM224 17H227V18H224ZM255 18V20H254V18ZM263 17V18H262ZM69 18H71V20L72 21H74V23L77 21V23H76V25H78L79 26V24H80V22H78L80 19L82 20V19H88L89 21H87V20H85L86 22H88V24H86V22L84 21H82L83 23H81L83 26H81V27H84L83 29L79 26L78 28H80V29H82L81 31H80V29H78L77 30V26L75 25H73V22L72 21H70V22H72V24L70 25V24H68V20H69ZM77 18L79 19V20H77ZM103 18H105V19H107V21H108V19H109V21H108V23L106 24L105 22H107L105 19H103ZM178 18H183L181 21L182 22H180V19H178ZM224 18V19H223ZM253 18V19H252ZM256 18H258L257 20H256ZM13 19L14 20H17V22L16 23H12V22H14L13 21ZM45 19H47V23L45 22ZM54 19V20H53ZM63 19H64V21H63ZM111 19H113V20H111ZM132 19V18H131ZM137 19V18H136ZM163 19V20H162ZM226 19V20H225ZM228 19V20H227ZM260 19H262L261 21H260ZM103 20V21H102ZM105 20V21H104ZM128 20V23H129V25L130 26H128V23H126V21ZM159 20H161L162 21V23H160L161 21H159ZM177 20H179V21H177ZM184 20H186L187 22H184ZM188 20H190L189 22H188ZM224 20V21H223ZM18 21H20V22H18ZM52 21H54L53 23H52ZM90 21H92L93 22V24H92V22H91V25H92V28H90ZM95 21V22H94ZM118 21H120V22H118ZM134 21H132V22H134ZM208 21V22H207ZM216 21H218V22H216ZM219 21H221L220 23H219ZM245 21V22H244ZM255 21V22H254ZM58 22V23H57ZM69 22V23H70ZM105 24H104V23ZM112 22V23H111ZM166 22H168L169 23V25L166 23ZM179 22V23H178ZM193 23V24H191V23ZM194 22H196V23H194ZM204 22H207V24H209V22H210V24H209V26H211L212 25V23L213 24H218L219 25V27L217 28V25L215 26V25H213V30H212V32H211V34H210V31H211V28L209 27V28H207V26L208 25H206ZM7 23H8V25H7ZM20 23H23V24H21V25H26V27H32L33 25H31L32 23H34V26H35V35H32V36H30V35H28V38H27V33L25 34V39H24V41H23V43H22V41H18V44H17V40H15L13 37H14V34H13V36H12V32H10V31H12V30H10L8 27H11V29L13 28V27H15V26H19V24ZM31 23V24H30ZM40 23V22H39ZM103 23V24H102ZM176 23H178L177 25H178V29H177V25H176ZM180 23H181V25H180ZM182 23H184L183 25H182ZM203 23V24H202ZM224 23H226V22H224ZM262 23H260L258 26V30H262L263 28V26H264V24L262 25ZM16 24V25H15ZM123 24V25H124ZM148 24V25H147ZM194 24H196V26L198 27V29L200 28V27H202V28H204V26L206 25V30H204V29H201V30H198L197 28H194V27H196ZM205 24V25H204ZM232 24V25H233ZM235 24V25H236ZM14 25V26H13ZM20 25V26H21ZM24 25V26H25ZM37 25H38V23H37ZM46 25V26H45ZM53 25V26H52ZM71 27V28H76V30L79 32H77V31H75V29H72L71 31H70V33L71 32H73V34H74V32H76V33H78V35L76 34H74L75 36H72L71 37V34L68 32V30H69V27ZM85 25V26H84ZM99 25V26H100ZM144 25H145V27L146 26H149V27H146L145 29H144V31H142V29L144 28ZM175 25H176V29L177 30H175ZM189 25V26H188ZM200 25H203V26H200ZM235 25H233V26H235ZM255 25V24H254ZM34 26H33V29H34ZM74 26V27H73ZM120 26H122V25H120ZM160 26V27H161ZM180 26V27H179ZM217 29H219L220 31L218 32L219 34H218V36L216 37V36H214V34H216L217 32V30H216V28ZM223 26V25H222ZM230 26V28H228ZM232 26V27H233ZM5 27H7V29L5 28ZM66 27V28H65ZM67 27H68V29H67ZM129 27V28H128ZM130 27H132V29L130 28ZM141 27H143V28H141ZM257 27V26H256ZM1 28H4V29H1ZM27 28V29H28ZM37 28V29H36ZM121 28L122 29H124V30H122L121 31ZM215 28V29H214ZM222 28H224V26L222 27ZM261 28V29H260ZM65 29H67L66 31H64ZM130 29V30H129ZM157 29V30H156ZM196 29V30H195ZM29 31H32V29L31 28H29L28 29ZM37 30V31H36ZM41 30V31H40ZM168 30V31H167ZM216 30V31H215ZM34 31V30H33ZM40 33H39V32ZM125 31V32H124ZM166 31V32H165ZM185 31V32H184ZM204 31V32H203ZM209 31V32H208ZM1 32V31H0ZM38 32V33H37ZM63 34H62V33ZM127 32H128V34H127ZM147 32H146V34H144V35H147ZM168 32H170V33H168ZM188 32H186V33H188ZM216 32V33H215ZM10 33V34H9ZM30 33H33V32H30ZM66 33V34H65ZM121 33V34H122ZM145 33V32H144ZM207 33H209L210 34V36L212 35V37L214 36V38L212 39V37H208V35L209 34H207ZM213 33V34H212ZM222 33V32H221ZM222 33V34H223ZM68 34H70L69 36H67ZM72 34V35H73ZM131 34H129L130 36H132ZM138 34H140V35H138ZM150 34H148V35H150ZM158 34V35H157ZM167 34H169V37L168 38H166L168 35ZM261 34V33H260ZM9 35H11V36H9ZM38 35V36H37ZM62 35V36H61ZM124 34H123V36H125ZM166 35V36H165ZM197 35V36H196ZM199 35V36H200ZM235 35H236V37L238 36L239 38V40H237V38H233V37H235ZM239 35H241V37L239 36ZM262 35V34H261ZM37 36V37H36ZM62 38H61V37ZM125 36V37H126ZM130 36H128V37H126V38H128L129 40H130ZM205 36V37H204ZM229 36V37H230ZM30 37V38H29ZM57 37H60V38H57ZM66 39H65V38ZM196 37H198L197 38V40H196ZM228 37V36H227ZM243 37V38H242ZM171 38H173V37H170L169 39H171ZM215 38H221V39H219V40H222V41H218V40H216ZM241 38L242 39H244L245 40V42H243V44H242V42H240V41H242L241 40ZM34 39V40H33ZM131 39H132V37H131ZM186 39V38H185ZM229 39H232V40H229ZM0 40H2L1 39V37H0ZM14 40L16 41L15 43H14ZM28 40H29V42H28ZM54 40H61V41H59V43H58V41H57V43H55L54 42ZM66 40V41H65ZM187 40V39H186ZM194 40H196L195 42H194ZM211 40V41H210ZM256 40H257V38H256ZM263 40V39H262ZM261 40V41H262ZM31 41H33L32 43H31ZM43 41H45V42H42ZM46 41H47V44H49V46L51 47V49L49 48V47H47L48 45H46L45 43H46ZM48 41H50V42H48ZM52 41V42H51ZM189 41H187V42H189ZM201 41V42H200ZM4 42V43H3ZM20 42H21V44H20ZM189 42V43H190ZM221 42H222V44H221ZM225 42V43H224ZM262 42H264V40L262 41ZM25 43V44H24ZM200 43V44H199ZM241 43V44H240ZM244 43H248V44H244ZM256 43H259L258 41H256ZM255 43V44H256ZM2 44H4V46H3V48H2ZM19 44H20V47H19ZM45 46H44V45ZM55 44V45H54ZM56 44H57V46H56ZM213 44V43H212ZM252 44V45H251ZM254 44V45H255ZM12 45H14V46H12ZM18 47H17V46ZM217 45H214L215 47L217 46ZM225 46V47H222V46ZM238 45H241V46H238ZM242 45H244V46H242ZM247 45H251L250 47H248ZM254 45H253V47H254ZM38 46V47H37ZM246 46V47H245ZM4 47H5V49H4ZM15 47H16V49L17 50H15ZM201 47H199L200 49H201ZM47 48H49V50L47 51ZM231 48V49H230ZM248 48L250 49V51L248 50ZM14 49V50H13ZM223 49V50H222ZM226 49V50H225ZM4 50V51H3ZM51 50V52H49ZM216 50H217V48H216ZM217 50V51H218ZM15 51V52H14ZM48 53H47V52ZM218 51V52H219ZM208 53L209 52V56L207 55L206 56V54L205 53ZM249 52V53H248ZM45 53H47V54H45ZM203 53V54H202ZM210 53H212V54H210ZM231 53V54H230ZM46 55V56H45ZM52 55V54H51ZM214 56V57H212V56ZM232 55V56H231ZM3 56V57H2ZM44 56L46 57V58H44ZM48 56V57H47ZM208 57V58H207ZM210 57H212V58H210ZM3 58V59H2ZM223 58V59H222ZM226 59V61H225V59ZM242 58V59H241ZM47 59V60H46ZM210 59V60H209ZM215 62V64L214 63H210V61H212V60ZM233 59V58H232ZM237 59V60H236ZM206 60L207 61H209V63L208 62H206ZM222 60H224V62L222 61ZM239 60V61H238ZM241 60V61H240ZM228 61V62H227ZM234 61V60H233ZM237 61V62H236ZM49 62V61H48ZM231 62H229V63H231ZM244 62H246V61H244ZM261 61H258L257 63H256V65L258 64V63H260ZM46 63V62H45ZM219 63H217V64H219ZM231 63V64H232ZM235 63H237L236 65H235ZM239 63V64H238ZM242 63V62H241ZM3 64H5V65H3ZM41 64H43L42 66H41ZM214 64V68H212V65ZM216 64V65H217ZM223 64V66H224V68H225V70L227 69V71L228 72H231V71H229V70H232V74H236L237 72H239V70L235 67L234 69H233V65H229V64H227L226 66H228L227 68H226V66ZM45 65V66H44ZM238 65V66H237ZM259 65V67L260 66H262V62H261V65L260 64H258ZM258 65L256 66V67H258ZM41 66V67H40ZM229 66H230V68H229ZM209 67V68H208ZM180 68V69H179ZM229 68V69H228ZM232 68V69H231ZM139 68L137 67L136 68V70H138ZM183 69H184V71H183ZM212 70V71H211ZM237 70V71H236ZM41 71H43V73L41 72ZM47 71V74L45 73V72ZM226 71V72H227ZM234 71V72H233ZM236 71V72H235ZM174 72V73H173ZM182 72V73H181ZM183 72H184V74H183ZM51 73V72H50ZM198 73V74H197ZM189 74V73H188ZM197 74V75H196ZM231 74V73H230ZM193 75H195V76H193ZM242 76V77H245V74L241 71V73L239 72V76ZM93 76V75H92ZM91 75H87V76H85L86 78H88L89 77V79L92 77ZM205 76H206V78H205ZM51 77V76H50ZM49 77V78H50ZM82 77H83V79H82ZM81 77V79L79 80V82H78V85H77V87H79V89H81V90H83L82 88L85 86V87H87V85H89V83H90V81H88L89 83L87 84L86 82V78L84 77V76H82ZM207 77H209V78H207ZM233 76H230V78H232ZM85 78V79H84ZM229 78V79H230ZM235 78V77H234ZM89 79H87V80H89ZM44 80V81H45ZM84 80V81H83ZM231 80V79H230ZM40 81H42V82H40ZM189 81V82H188ZM196 81V82H195ZM198 81V82H197ZM203 81V82H202ZM40 83V84H37V83ZM80 82H82L81 84H83V85H81V88H80ZM131 82H133V85H132V83ZM130 82V85H129V82H127L126 84H121V83H112L113 85H114V87L111 85V83H107L108 85H106L107 87H108V89L109 90H111V92L112 93H115L116 91L117 92H119V90H123V91H128L129 89H131V90H140V87H141V90L145 87V92L142 90V94L144 95V97L146 98V97H148L149 95L147 94V92L149 93V89H147L146 90V87H149L150 86V83H149V81L147 80V82H143V85L141 84V85H139L140 84V82H134V81H131ZM192 82V83H191ZM201 82H202V84H201ZM87 85H86V84ZM139 83V84H138ZM142 83V82H141ZM211 85V86H209V84ZM219 83H222L223 85H225V83L224 82H219ZM49 86H51V87H49V88H47L48 87V85ZM118 84H120V85H118ZM148 86H147V85ZM39 85V86H38ZM59 85V86H58ZM123 85V86H122ZM139 85V86H138ZM188 85V86H187ZM39 87L38 89H37V87ZM70 86V87H69ZM125 86V87H124ZM131 86V87H130ZM151 86H152V84H151ZM201 86V87H200ZM202 86H204L203 87V89L205 88V89H207L208 87V89L210 90L209 92L207 91V90H204V92L206 93H202V91H201V93H200V90H202ZM69 87V88H68ZM85 87H84V89H85ZM112 87V88H111ZM116 87V88H115ZM133 87H135V88H137V89H133ZM189 87V88H188ZM43 88H44V90H43ZM72 88V87H71ZM70 88V89H71ZM114 88V89H113ZM124 88V89H123ZM151 88V87H150ZM188 88V89H187ZM35 89V90H34ZM39 89H41L40 91H42V92H40L39 91ZM108 89H106V90H108ZM127 89V90H126ZM189 89L191 90L190 92H189ZM113 90H114V92H113ZM140 90V91H141ZM177 90V91H176ZM179 90V91H178ZM199 90V92H197ZM211 90H212V92H211ZM161 91H163V89H161V90H159V92H161ZM174 91V92H173ZM181 91V92H180ZM192 91H193V93H192ZM71 92H73L74 93V89H73V91H70V93ZM175 92H177V94L178 93H181L180 95H175L174 93ZM208 92V93H207ZM215 92H217V90L215 91ZM167 95H166V94ZM183 93H184V95H183ZM191 93V94H190ZM209 93H210V95H209ZM231 93V92H230ZM61 94H62V98L61 97H56V95L57 96H61ZM67 94H69V97L67 96ZM146 94L148 95V96H146ZM161 94V95H160ZM191 96H190V95ZM195 94V95H194ZM204 94V95H203ZM232 94V93H231ZM65 95V96H64ZM174 95V96H173ZM185 95H186V97H185ZM196 95H198V96H196ZM209 95V96H208ZM216 95H218L219 97V100L217 101L216 99H217V96ZM225 95H226V97H227V99H225L224 100V98H226L225 97ZM231 97H230V96ZM171 96V98H169ZM181 96H183V97H181ZM195 98H194V97ZM204 96L206 97V98H204ZM56 97V98H55ZM64 97V98H63ZM73 98V100H71L72 98ZM168 97V98H167ZM173 97H175V98H173ZM177 97H178V100H176L177 99ZM185 97V98H184ZM198 97H200V98H198ZM208 97H211L212 98V100L211 101H207V100H203V99H207ZM58 98V99H57ZM60 98V99H59ZM70 98V99H69ZM144 98V100L146 101V99ZM158 98V99H157ZM163 98H164V100H163ZM181 98H183V99H181ZM193 98V99H192ZM197 98V99H196ZM202 98V99H201ZM211 98H208V99H211ZM49 99V100H48ZM63 99V101L64 102H66V100H64V99H69V100H71V104L72 105H75V107L73 108V106H71V104H70V109L69 108H67V106L69 105V104H67V106H65V107H63L64 106V102L62 103V104H60V101ZM165 99L167 100V101H171V102H167V101H165ZM172 99V100H171ZM175 99V100H174ZM181 99V100H180ZM199 99V100H198ZM42 100V101H41ZM52 100H54L53 102H52ZM68 100V101H69ZM133 100V99H132ZM132 100L130 101V103L132 102ZM160 100H161V102H160ZM189 100H190V102L193 100V102H194V100H195V102H194V104L193 103H189ZM227 100V101H226ZM49 101H51V102H49ZM166 103V104H164V102ZM180 101V102H179ZM187 101V102H186ZM199 101V102H198ZM201 101H202V106L200 105V103H201ZM204 101H206V102H204ZM227 103V104H224L225 102ZM37 102V103H36ZM48 102V103H47ZM58 102H59V104H58ZM75 104H74V103ZM177 102L179 103L178 105H177ZM183 102V103H182ZM210 102V103H209ZM224 102V103H223ZM46 107L47 105H48V107H46V108H44V106L42 105V104ZM46 103H47V105H46ZM49 103H50V107H49ZM52 103V104H51ZM55 103H57L58 105H55ZM137 104L138 102L137 101H135L134 100V102H132L131 104L133 105V104ZM157 103V104H156ZM161 103H163L162 104V106H161ZM169 103L171 104V106L169 105ZM186 103L188 104V106L186 105ZM197 103H199V105L197 104ZM212 103V104H211ZM220 103H221V109H219L220 108ZM37 104H38V106L40 107V108H42L41 110H40V108L38 107V108H36V106H37ZM116 104H117V102H116ZM115 104V105H116ZM148 106H147V105ZM156 104V105H155ZM158 104H159V106H158ZM173 104L176 106V107H180L181 106V104H182V106L180 107V108H176V107H174L173 106ZM190 104V105H189ZM193 104V105H192ZM197 104V105H196ZM207 106H206V105ZM210 104V105H209ZM218 105V109H217V105ZM223 104V105H222ZM53 105V106H52ZM118 105V104H117ZM170 107H169V106ZM208 105H209V107H208ZM216 105V106H215ZM226 105V106H225ZM228 105V106H227ZM35 106V107H34ZM42 106V107H41ZM57 106H59V107H57ZM134 106H136V105H134ZM72 107V108H71ZM119 107H121V106H119ZM223 107V108H222ZM49 108V109H48ZM59 108V109H58ZM65 108V109H64ZM197 108V109H196ZM210 108V109H209ZM214 108V109H213ZM39 109V110H38ZM68 109L69 110H71L70 112L71 113H73V114H77L75 117L74 116H72L71 117V113L69 112V114H68V116L67 117H65L66 115H67V113H68ZM208 109L209 110H211V111H208ZM213 109V110H212ZM226 109H228V111H227V113H226ZM231 109V110H230ZM47 110H48V112H47ZM51 110L53 111V112H51ZM183 110V109H182ZM196 111L195 113H196V115H194V116H196V117H199L200 115H199V111ZM214 110H216V111H214ZM223 110V111H222ZM224 110H225V112H224ZM46 111V112H45ZM67 111V113H65ZM184 111V110H183ZM188 111V110H187ZM209 113H208V112ZM222 111V113H226L225 115L224 114H222V113H220ZM230 111H231V114H233L232 116H230ZM237 111V112H236ZM194 112V111H193ZM192 112V113H193ZM200 112H201V110H200ZM207 112V113H206ZM63 113V114H62ZM194 113V114H195ZM203 113L201 114V115H203ZM206 113V114H205ZM66 114V115H65ZM229 115V117H228V115ZM234 114L236 115L237 114V116H234ZM153 115V114H152ZM152 115H149V116H152ZM224 115V116H223ZM226 115H227V117H226ZM94 116V117H93ZM95 116H98V117H95ZM148 116V115H147ZM213 116V117H212ZM214 116H218V117H214ZM234 116V117H233ZM240 117V120L237 118V117ZM247 116V117H246ZM252 117L251 119L249 118V117ZM75 119H74V118ZM134 117V118H135ZM155 117V116H154ZM154 117H153V119H154ZM87 118V119H86ZM93 118H96V119H93ZM105 118H107V119H105ZM112 118V117H111ZM133 118V119H134ZM135 118V119H136ZM146 118V117H145ZM155 118H157V117H155ZM210 118V119H209ZM212 118V119H211ZM213 118H215V119H213ZM247 118V119H246ZM256 118V119H255ZM105 119V120H104ZM120 119V122L118 121ZM140 119H142L141 121H139ZM147 119V118H146ZM157 119H159V117L157 118ZM241 119H243V120H247V121H245V122H249V123H247V125H245L244 123V121L242 120V122H241ZM257 119L259 120L260 119V122H257ZM127 120H128V122H127ZM214 120V121H213ZM231 120H233L232 122H231ZM130 121V122H129ZM145 121V122H144ZM148 121V122H147ZM235 121V122H234ZM239 123H238V122ZM251 121H252V123H254V124H252L251 123ZM261 121H262V123H261ZM123 122V123H122ZM160 122V123H159ZM234 122V123H233ZM188 123V122H187ZM203 123H204V120H203ZM206 123H208V124H206ZM241 123H242V125H241ZM250 123L252 124V125H250ZM259 123H260V125H262L263 124V127H261L260 125H259ZM168 124V125H167ZM200 124L202 125V126H200ZM227 124V125H226ZM229 124H231V125H229ZM165 125V126H164ZM196 127H195V126ZM208 125H210V126H208ZM219 125H221V127H222V129H221V127L219 126ZM239 125H241V127H242V129L240 128V126ZM189 128H188V127ZM192 126H194V127H192ZM208 126V127H207ZM213 126H214V128H213ZM215 126H216V128H215ZM218 126V127H217ZM229 128H228V127ZM238 126H239V128H238ZM247 126H249V127H247ZM250 126H251V128H250ZM257 127L258 129H256V128H252V127ZM258 126H260V127H258ZM244 127V128H243ZM11 128V129H10ZM218 128H219V130H218ZM230 129L231 128V130H227V129ZM234 128H235V130H234ZM237 128V129H236ZM13 129V130H12ZM30 129V130H29ZM223 129H226V130H224L223 131ZM239 129H240V131H239ZM245 129V130H244ZM250 131H249V130ZM262 129H263V131H262ZM36 130L37 131H39V132H36ZM234 130V131H233ZM253 130H255V132L253 131ZM260 132H259V131ZM230 131V132H229ZM232 131V132H231ZM247 131V132H246ZM13 132H14V134H13ZM40 132V133H41ZM252 134H251V133ZM258 132H259V134H258ZM51 133H53L52 135H51ZM54 133H56V134H54ZM74 133H76V134H74ZM139 133V134H138ZM182 133V134H181ZM255 133V134H254ZM70 134V133H69ZM216 135V136H222V137H219V138H217V141L215 142V140H216V138L215 137H209L208 135ZM83 135H85V136H83ZM88 135V136H87ZM205 135V136H204ZM257 136V137H256ZM54 137V136H53ZM227 137H229V138H227ZM231 137V138H230ZM46 138H48V137H46ZM214 138V139H213ZM263 138V139H262ZM49 139H50V137H49ZM213 140V141H212ZM222 140V141H221ZM3 141V142H2ZM5 141V142H4ZM219 141V142H218ZM17 142V143H16ZM215 144H214V143ZM225 142V145H223V143ZM7 143V144H6ZM213 143V144H212ZM216 143H219V145L218 144H216ZM221 143V144H220ZM209 144V146H207ZM216 147H215V146ZM13 146H15V147H13ZM222 146H220V147H222ZM19 147V146H18ZM17 147V148H18ZM211 148L209 149V151H206V152H208L207 153V155L209 156V154H210V156H211ZM138 149L140 150V149H142L141 151H143V150H145L146 149V147L144 148V146L143 145H141V146H138ZM214 149V150H215ZM251 149V150H252ZM261 149V150H260ZM176 150V149H175ZM178 150H179V148H178ZM184 150V149H183ZM182 150V151H183ZM211 150V151H210ZM212 151V153L213 154H215L216 152L215 151ZM250 150V151H251ZM254 150V149H253ZM251 151V153L250 154H254V153H252V152H255V151ZM260 150V151H259ZM180 151V150H179ZM249 151V152H250ZM263 151H264V149H263ZM205 152V153H206ZM257 152V153H258ZM257 153H255V154H257ZM204 154V153H203ZM255 154L253 155V156H255ZM259 154V153H258ZM204 155H206V154H204ZM252 156V157H253ZM2 157H4L3 159H2ZM0 156V170H1V167H2V169L4 170H6L7 169V167H9V169H10V165L8 166V164H9V161L7 160L6 161V157L5 156ZM251 157V156H250ZM233 160H235V159H233ZM15 162V161H14ZM16 162H17V160H16ZM235 163V162H234ZM3 164V165H2ZM5 164H7V167L5 166ZM93 165V164H92ZM171 165V164H170ZM6 168H5V167ZM67 165L65 164H63L61 167H60V165H59V168H58V166L56 165L54 168H56L57 167V170L58 169H63V168H65ZM173 166V168H171ZM172 166H170L169 167V170L170 169H173L172 170V172L174 173L173 174V176L174 175H177L178 176V172L177 171H175L174 169H176V168H174L175 166H174V164L172 165ZM207 166H209V165H207ZM207 166H204L205 168L207 167ZM53 167H52V169H53ZM95 167H100V165H98V164H94L93 165V168H95ZM212 167H214V166H212ZM211 166H209V167H207V169L208 170H206V169H204L203 170V172H201L202 171V168H201V166L200 167H198L197 168V172H198V177H200L201 175H203V176H206V174H207V176H210V175H213L214 173H215V171H216V169H215V167L214 168H212ZM36 168H37V170H36ZM36 168H33V170H31V174H32V176H30L29 178H26L25 176H23V173L21 172V174H19V171L17 172V171H15V170H17V169H13V166H12V168H11V170H6L7 172H5L4 174H6V176L4 175V178H8V179H4L1 175H0V178H1V180H0V184H2L1 186H0V188H2V189H0L1 190V192H2V195L0 196V210H3V209H5L7 206H4V205H10L9 203H11V202H17L16 200L18 199L17 197H19V198H22V199H20V201H23V199H24V195H26L25 193H27V191H29L30 189L29 188H31L32 190L35 188V185H36V187H37V185H39V186H54L53 184H57V183H60V184H62V181H63V184H67L68 182H69V184H70V182H72V180L75 182V183H77V182H80V184H83L84 182H85V180H87L88 179V176H87V173H83V171H81V172H79V174H80V177H79V174L77 175L76 174V176H72L71 175V178H69V177H66L67 179H64L63 178V180L61 181V180H52V176H49L48 177V175H50L51 174V172H52V170H51V172H50V169H51V167L50 168H48V170H49V174H48V171H47V173L46 174H44V170L43 169H41V168H38V167H36ZM42 170V172H41V170ZM198 169H199V171H198ZM3 170H2V172H0L2 175H3ZM54 170H56V169H54ZM54 170H53V172H54ZM212 170V171H211ZM17 172V173H16ZM39 172V173H38ZM46 172V171H45ZM171 172V173H172ZM205 172V173H204ZM41 173H43L44 174V176H43V174H41ZM180 173V172H179ZM18 174H19V176H18ZM31 174H29V175H31ZM36 174V175H35ZM39 174V175H38ZM200 174V175H199ZM209 174V175H208ZM246 173H244L243 175H245ZM87 177H85V176ZM180 175V174H179ZM9 176V177H8ZM24 178H23V177ZM34 176V177H33ZM183 176H184V174H181L178 178L176 177V180H178L179 182L177 183V181H175V178L173 177V179H174V181L176 182V186H174V184H171V185H173L174 186V188L176 187L177 188V184H179V188L178 189H180V182L183 180L182 178H183ZM48 177V178H47ZM73 177V178H72ZM202 177V176H201ZM3 178V179H2ZM78 179V180H76V179ZM20 179L22 180V184L20 183ZM31 181H30V180ZM51 179V180H50ZM69 179V180H68ZM80 179V180H79ZM82 179V180H81ZM180 179V180H179ZM5 180V181H4ZM65 180H67V181H65ZM1 181H4V182H2L1 183ZM88 181V180H87ZM25 182H27V184H28V186H27V184H25ZM29 182V183H28ZM32 182V183H31ZM53 184H52V183ZM55 182V183H54ZM57 182V183H56ZM24 183V184H23ZM50 183V184H49ZM35 184V185H34ZM49 184V185H48ZM79 184V183H78ZM154 185H156V187L157 186H159L158 185V183H152V184H150V186H152V187H155ZM3 186V187H2ZM25 186V187H24ZM34 186V187H33ZM26 189H28V190H26ZM31 191V190H30ZM21 195V196H20ZM23 195V196H22ZM17 199H16V198ZM12 199H15V200H13L12 201ZM18 201H19V199H18ZM7 202H9L8 204H7ZM223 203V202H222ZM225 203V202H224ZM4 204V205H3ZM221 204V203H220ZM220 204H218V205H216L214 208H216L217 206H221ZM226 204H228L227 205V207L230 205V203H226ZM2 206V207H1ZM222 206H225V205H222ZM3 207H5V208H3ZM226 207V206H225ZM224 207V208H225ZM226 207V208H227ZM224 208L222 209V207H217L216 209H220L221 211H218V212H216V213H218V214H220L222 217L224 216L223 215V213L225 214L226 212H225V210H224ZM229 208V207H228ZM223 210H224V212H223ZM215 211H217V210H215ZM227 211V210H226ZM229 212L231 211V210H228ZM228 211H227V213H228ZM37 212V211H36ZM35 212V213H36ZM223 212V213H222ZM231 212H233V210L231 211ZM230 212V213H231ZM38 213H39V211H38ZM38 213H36V214H38ZM114 213V215H116V211L115 212H113ZM215 212H214V214H213V212L212 213H210L211 214V216H213V217H215L216 215H218V214H216ZM222 213V214H221ZM226 213V214H227ZM229 213V214H230ZM40 214V213H39ZM109 214V213H108ZM108 214H106L107 216H104L103 218H104V220L102 221V222H104V223H106L108 226H109V228L110 229H112L113 228V223H115V224H117V223H119V222H121V221H119L118 222V220H120V218L119 219H117L118 217L117 216H115V217H113V219H111L110 217H111V215H112V213H110L109 215ZM154 214V213H153ZM172 214L174 215V219L173 220H177V218H179V216L177 215V214H179L178 212H176L175 214H174V212H172ZM225 214V215H226ZM155 215H156V213H155ZM155 215L153 216V217H155ZM158 215V214H157ZM157 215H156V218H157ZM233 215H235V214H232L231 213V217L233 218ZM34 216H37V215H34ZM40 216V217H39ZM39 216H37V220L35 219V217H34V219H35V222L34 221H32L33 223H31L30 221H28V219H27V217H26V221L24 222V224L25 223H31V224H29L27 227L25 226V228L23 229L22 227H24V226H21V227H18V228H15L13 231H9V230H7V229H5V224L3 223V221H1L0 220V239H3V240H0L1 242H3L4 240H6V242L4 241L3 242V244L1 243V245H4V243H8V244H10V245H14V246H16V248H18L19 249V251H21L20 252V255L19 254H16V253H18V251H16L15 252V247L12 249V250H9V251H11L10 253H9V251H7L10 255H12V253L15 255L14 257L16 258V259H18L17 261L19 262V264H62V263H64V260L62 261V260H58V259H56V258H58L57 257V255L56 254H49V253H47L46 251H43L42 250V248L43 249H46V248H44V247H29V244H28V240H30V238L32 237V235L34 236V234L35 233H39L40 235H42V234H45V231H47V233L49 232V230H50V232H52L51 231V228L54 226L55 227V229H54V227H53V231H56V229H57V231H59L61 228H59L60 226H56V225H51L50 226V224H57L56 222H54V219H53V222L51 221V219L52 218H54V216L53 215H48V216H44V215H39ZM53 216V217H52ZM220 216V217H221ZM238 216V215H237ZM219 216H217V219L216 220H218V221H220V222H217L216 221V224H219V225H221L220 223H223L224 224V220H227V218L225 219H223V221H222V217L221 218H218ZM235 217H236V215H235ZM234 217V219L236 220L237 218H235ZM29 218V217H28ZM216 218V217H215ZM231 218V220H234V219H232ZM101 220H102V218H100ZM100 220V221H101ZM122 220V219H121ZM179 221H180V219H178ZM51 221V222H50ZM149 221V220H148ZM37 222V223H36ZM108 222H109V224H108ZM174 222H178V221H174ZM110 226H112V227H110ZM57 227V228H56ZM21 228H22V230H21ZM130 228H132V226H130ZM130 228H126V231H127V229L129 230ZM200 228V227H199ZM218 228V231H219V229H222L221 227H217ZM16 229H18V230H16ZM108 230V231H110V232H108V235L109 236H111V237H114V232L112 231V230H114L115 231V228L114 229H112V230ZM125 229V228H124ZM123 229V230H124ZM144 230V232H146V231H148V229H146V228H143ZM145 229H146V231H145ZM186 229H188V228H186ZM191 229V228H190ZM258 229V228H257ZM7 230V233L5 232ZM130 230H135V228H132V229H130ZM141 231H142V229H140ZM139 230V231H140ZM163 230H168V229H164L163 228ZM191 230H194V231H196L197 230V227H195L194 229H191ZM199 231H201V230H203L204 231V229L202 228L201 230L200 229H198ZM197 230V231H198ZM213 230V229H212ZM223 230V229H222ZM142 231V233H144ZM258 231H259V233L257 232V230L255 231H253L252 233H254V232H256V233H258L257 235H259L261 238L264 236L263 234H264V228H263V226H261L259 229H258ZM9 232L11 233V234H9ZM42 232V233H41ZM44 232V233H43ZM239 232H241V230L239 231ZM262 233V235L263 236H261L260 234ZM3 233H4V235H6V236H8V237H6V236H4L3 237ZM6 233V234H5ZM21 233H22V235L24 234V233H26V234H24V236L23 237H26L25 239L27 240H23V238L21 237ZM27 233H28V235H27ZM32 233H34V234H32ZM202 232H200L199 234H201ZM10 236H12V237H10ZM31 234V235H30ZM39 234H36V235H39ZM113 234V235H112ZM116 234V233H115ZM188 234H191V233H188ZM255 234V233H254ZM253 234V235H254ZM25 235H27V236H25ZM117 235V234H116ZM115 235V236H116ZM182 235H184V234H182ZM182 235H179L177 238H172L171 240H172V242L171 243H174V242H176L175 244H172V245H174V247L173 246H170V248L168 247H166V250H168V251H170L171 250V248H172V250H174V253H175V251H176V254L178 255V249H173V248H175V246L177 245V246H180V250H179V254L182 256V259H183V256L185 255L184 254V252H185V250L187 251V250H189V252L192 250V248H190V249H188L187 248V246H189L190 245V247H191V245L193 246L194 244V241H193V243L191 242V243H189V241H188V236H191V238H192V235H188V236H186L187 234H185L184 236H182ZM196 235H198V234H196ZM242 235H246V237H241ZM250 235H252L250 232L248 233V234H246V233H244V234H241L240 235V239H238L237 241H243V242H245L246 240H248L247 242H249V243H255L256 241H257V239H261V238H258V236H255V237H253V236H251V237H253V238H251L250 237ZM256 235V234H255ZM18 236H20V237H18ZM30 238H29V237ZM160 235V233H159V237H158V239H159V243H158V241L156 240V239H154V241L152 242V243H155V244H158L159 245V247H162L163 248V241H164V239H163V237H165V236H161ZM181 236H182V238H181ZM184 237H186V238H184ZM7 238H10V242H9V239H7ZM21 239V240H18V239ZM29 238V239H28ZM163 239V241H162V243H161V241H160V239ZM180 238V239H179ZM189 239V240H193V238L192 239ZM219 239H220V237H218ZM216 239V242L215 241H212V244L210 243V242H208V241H204V243H203V241H202V243L200 242V241H197V242H195L196 244V248H195V245H194V247H193V249H194V251H195V254H193V251H191L189 254L192 256V255H195V256H197L196 254H198V256H197V258L196 257H192V258H194V260L191 258V256L189 255L188 256V259H192L191 261L190 260H187V261H189V263L190 262H194L195 263V261H196V263L195 264H198V262H203L204 264H209V263H212V262H215V261H213V260H216L217 258H218V260H216V262L217 261H219L220 260V258L222 257V256H228V254L229 253H231V249H233L232 248V246L234 245V242H232V244H230L231 242L230 241H227L226 242V244L224 243L226 240H220L221 242L222 241H224V242H222V243H220L219 242V244H221V246L217 243L218 241H219V239ZM244 238H246V240L244 241L243 239ZM161 239V240H162ZM184 239H187V242L189 243V244H187V246L185 245V240ZM262 239H264V237L262 238ZM23 240V242L21 243V241ZM156 240V241H155ZM185 241L184 242V245H183V243L182 242H179V241ZM8 241V242H7ZM15 241H16V243H15ZM20 241V243H17V242H19ZM140 241V240H139ZM139 241H138V243H139ZM14 242V243H13ZM24 242H27V243H25L27 246H24L25 244H24ZM157 242V243H156ZM186 242V243H187ZM207 244H206V243ZM215 242V243H214ZM151 243V244H152ZM199 243H201V244H199ZM208 243H210L209 245H208ZM220 246H218L217 244ZM20 244H22V245H20ZM155 244H153L154 246H157V245H155ZM225 246H224V245ZM17 245H19L18 247H17ZM152 245V246H153ZM162 245V246H161ZM171 245V244H170ZM223 245V246H222ZM230 245H231V248L230 249H227V248H229L230 247ZM21 246V247H20ZM229 246V247H228ZM122 249H121V251L123 252V253H126V251H127V254L129 253V251H128V248L125 246V244L124 245H122ZM159 247L157 246V247H154L155 248V252L157 253V251H158V254L162 251L161 249L160 250H157V248L159 249ZM224 247V248H223ZM227 247V248H226ZM124 248H127V249H125L124 251H123V249ZM176 248H178V247H176ZM186 248V249H185ZM197 248L198 249H200L201 251H203V252H201L200 250H197ZM221 248V249H220ZM165 249V248H164ZM163 249V250H164ZM170 249V250H169ZM182 249H184V252H183V250ZM196 249V250H195ZM17 250V249H16ZM153 250V249H152ZM166 250H164V252L166 251ZM220 250V251H219ZM154 251V250H153ZM168 251H166V253H168V255L166 254V253H164L163 254V251L161 252L162 253V257L163 256H165L166 255V257H164V259L161 257V256H158V255H156V253H155V256H151V255H149L150 256V259L152 260V259H154V258H159L160 257V260L159 259H157L158 261H161V259H163V261H161V262H168L167 260H165V259H168V260H170V262L171 261H173V260H175V258H172V257H176V255L174 256H172L171 255V253H172V251H170V252H168ZM180 251H182V252H180ZM198 251V252H197ZM200 251V252H199ZM5 252H6V250H5ZM45 252H46V254H45ZM187 252H185L186 253V255H188L187 254ZM197 252V253H196ZM206 252V253H205ZM214 252H216V254L217 255H215V253ZM6 254L7 256H10L9 254ZM22 253V254H21ZM109 253V255H111L112 257H113V254H115V252H108ZM108 253L106 252V254L108 255ZM161 253L159 254V255H161ZM203 253H205V255L203 254ZM226 253H227V255H226ZM106 254H103V255H106ZM183 254V255H182ZM208 254V255H207ZM212 254H213V256H212ZM16 255H17V257H16ZM48 255H49V257H48ZM51 255V256H50ZM108 255V257L110 258L111 256H109ZM180 255H178L177 257H179ZM186 255H185V259H187V257H186ZM200 255H202V257H199ZM206 255H207V257H206ZM210 255V257H212V259L210 258V257H208ZM20 256V257H19ZM149 256H147V258H146V260L145 261H139V262H137V264H158L159 262H157L156 261V259L155 260H150L149 259ZM169 256V257H168ZM221 256V257H220ZM10 257H13V255L12 256H10ZM56 257V258H55ZM107 257V256H106ZM176 257V258H177ZM190 257V258H189ZM206 257V258H205ZM20 258V259H19ZM131 258V257H130ZM181 258V257H180ZM207 258H210L211 259V261L210 260H208ZM195 259H198V260H195ZM207 259V260H206ZM57 260V261H56ZM70 260V261H69ZM69 260H65V263L68 261V262H71V259H69ZM131 260H132V258H131ZM202 260V261H201ZM203 260H205V261H203ZM59 261H61V262H59ZM148 261H150V262H148ZM154 261V262H153ZM156 261V262H155ZM72 262H73V259H72ZM145 262V263H144ZM201 263H199V264H201ZM123 264H126L125 262L123 263ZM127 264H128V262H127ZM130 264H132V263H130Z\"/></svg>","mask_w":264,"mask_h":264}]
</instances>
